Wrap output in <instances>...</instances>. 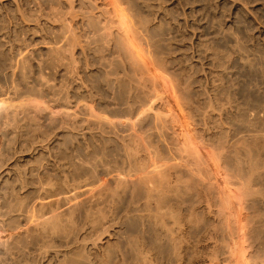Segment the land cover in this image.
<instances>
[{
	"label": "rangeland",
	"instance_id": "374dc122",
	"mask_svg": "<svg viewBox=\"0 0 264 264\" xmlns=\"http://www.w3.org/2000/svg\"><path fill=\"white\" fill-rule=\"evenodd\" d=\"M16 1V2H15ZM13 2V0H0V101H3V104L5 105H2V106H5L4 109L1 107L0 109L3 111L4 110V113L0 111V116H3L0 117L1 121H0V130L1 129H5V131L1 130L0 132V139L2 138V145L0 144V171L1 170H5L6 168L8 169H12V170H9L8 174H5L4 176L0 177V192L3 194V192L6 193V191L9 190V192H7L6 194L7 195V202L8 200H10L6 206V208H4V210H9L10 213H11V216H14L16 215V217L14 219H16V223L19 224L20 226V229L22 230V237H21V242H20V245L22 246H19V247H14L13 249H17V250H14L12 249V252L11 253H14V255H11L10 258H8V260L6 261V263H4L3 261L0 260V264H15L16 262H20L18 264H23L24 261H26L27 259V262L26 264L29 262L30 264H56V262H62L61 264H71L73 263L74 264V260L75 264H113V261H114V264H133V260L135 261L136 259H134L132 256H133V243H130L132 242L133 240V236L134 235H140L143 233V228L145 227L143 225V218L139 217L142 213H135V212H142L140 211L141 210V202L138 201V199L140 200V197L141 194L139 193V189H137V191L133 189V186L129 183H125L124 180H128L129 176H132L131 173L134 171V170H130L131 168H133V166L131 165L132 163H130L131 159L129 157V151L131 150H135V146L133 147L132 146V142L130 141V136L133 134L134 137H140V139H142V141L144 142H148L146 143L147 145L151 142H153V139H154V146L158 147L157 145L159 144V148H155L153 145H150L149 146H146L145 144V147H148L147 149L149 150V148H155V149H161L164 153H161L160 150H149L150 152L154 151V155L158 156V151H160V156L163 157L165 159L164 156H162L163 154H165L166 158L170 159L171 157V154L174 153V148L176 147V144L173 143L172 144V137H173V132H171L172 130V124L171 123H166V125L164 124L165 121L163 120V122H161L162 124H160L159 122H156V121H161L159 118L156 119V117L154 116L155 115V110L154 112L151 111L145 116V120L142 121L140 124H135L132 125L129 121L130 120H127V124L124 125L123 127L120 126V125H117L115 123H113V121L109 122L108 121H102L100 118L98 119L99 115L100 116H109V119H112V117H115V116H124V118L126 117H130L131 116V112L130 111L133 107L136 106L137 103H139V105L137 104L136 108H133V112H134V115L137 113V111L139 110V108H141L143 106V104L145 105L146 103H153L152 99H155V97L157 96V100H156V104L157 106L155 105V100H154V104H152L157 110L159 111H164L165 109V106L167 105L166 103V99H165V95L162 96L161 94H163V88L162 86L160 85L159 80H156V78L154 77V72H151L148 73L149 71L148 70H145L144 68V65H141L143 64L142 62H138L135 57L133 56V54H131L132 52H129V50L121 43V41L118 39L117 37V40H116V32L115 30L117 24H114L113 25V22L112 24L110 23L111 19H110V16L107 11L104 9L106 8L102 3L100 2H94V1H90V0H80L77 1L75 0L74 3L72 4L73 6H67L69 3L65 2V1H62V0H57L56 2L53 0H15ZM18 1V2H17ZM20 1V2H19ZM45 1V2H43ZM50 1V3H49ZM60 1V2H59ZM85 1V2H84ZM87 1V2H86ZM100 3L99 5L96 4V6L92 3ZM52 2V4H51ZM56 4H55V3ZM64 2V3H63ZM38 3V4H37ZM40 3V4H39ZM46 3V4H44ZM82 3V4H80ZM84 3L86 5H84ZM90 3V4H89ZM122 3V1H121ZM9 6H8V5ZM16 4V5H15ZM28 4V5H27ZM37 6H36V5ZM51 4V5H50ZM56 6H54V5ZM60 5L59 6V9H58V6L57 5ZM75 4V5H74ZM77 4V5H76ZM127 4V5H126ZM18 5V6H17ZM20 5V6H19ZM25 5V6H24ZM46 5V6H44ZM49 8H48V6ZM78 5H82V7L80 8ZM86 7H84V6ZM123 5V6H121ZM120 6L121 7H124V8H121V10L123 11V15L127 14V16H123V19L127 20V18L129 17L130 19H128L126 21V23L128 22V25L130 28L133 27L132 31H133V35L136 36V39L138 41V44L139 46L141 47V49L144 50L146 56L150 59V61H152L153 65L155 67H157V69L159 68L161 72H163L166 76H168V79L174 84V86L176 85H179L178 87L181 88H176L175 90H177V93L180 97H178L179 100H181V111L183 110V116L185 115L186 118L185 121L186 123H188L187 125L189 126V128L193 131V132H196V133H199L201 132V134L199 133L200 135V138H202L201 140H203L204 142L206 141L207 144H210L211 147L214 149H216L215 151L217 152L220 160L222 159V161L224 163H222L221 161V164L225 165L226 166L224 167L223 165V168L224 169V172L227 174V176L229 177H232L235 181H239L241 180L242 181V184H241V181L237 182L236 184V187L238 186H241V185H244L246 186L244 183L246 182L245 181V178L248 179L247 182H250V180H252L251 178H254V176L256 178L255 179V182H254V179L252 180L253 183H249L250 185L246 186V187H251L252 189H250V192L249 193L248 191L246 192V190H242V191H245V193H249L251 196L249 197L248 195H246V202L248 203V210L246 209V220H248L249 218V221L248 223H251L250 226L248 223H245L247 225H245V232H246V236H245V244L249 247L246 246V249L248 250V252L246 253L249 257L251 255V257L249 258L250 262H252V264H264V0H124L123 1V4H121ZM27 6V7H26ZM52 9H51V7ZM89 6V8H87ZM98 6V7H97ZM101 6V7H100ZM20 7V8H19ZM22 7V8H21ZM35 7V8H34ZM45 7V8H44ZM48 9H47V8ZM63 7V8H62ZM65 7V8H64ZM70 7L71 8V11H73L72 9H74V13L75 11H77L75 14H71L73 15H76L74 17V19L77 17V14L79 12V10L81 11L82 10V13H79V17H77V19H75V21L73 20L71 22V24H74L72 25V29L69 31V35L67 34L68 30L67 28L64 29V25H63V22L61 21V19L63 18V16H65V14H67L70 10ZM77 7V8H76ZM95 7L98 8V10L96 11ZM102 8V12H99V10L101 11ZM104 7V8H103ZM8 8V9H7ZM17 8V9H16ZM23 8H26V9H23ZM35 10H34V9ZM42 8V9H40ZM44 8V9H43ZM53 8H57L53 10ZM79 8V9H78ZM86 8V9H84ZM90 8H92V11H90ZM15 9V10H14ZM19 9V10H18ZM32 9V10H31ZM62 9V10H61ZM68 9V10H67ZM76 9V10H75ZM94 9V10H93ZM25 10V12H24ZM37 10V11H36ZM41 10V13L45 11L43 15L40 13L39 14V11ZM43 10V11H42ZM52 10V11H50ZM58 12H56V11ZM85 10H89L88 12L85 11ZM105 10V11H104ZM126 13H124L125 11ZM18 11V12H17ZM19 11L21 13H19ZM22 11H23V17L26 16L25 18H21L18 14H22ZM50 11V12H48ZM55 12V15H57L58 18H56L52 13V12ZM27 12V13H26ZM62 12V13H61ZM65 12V13H63ZM94 12V14L92 13ZM96 12V14H95ZM105 14H104V13ZM14 13V14H13ZM31 15H29V14ZM57 13V14H56ZM85 13L87 15H85ZM103 15H102V14ZM35 14H39L38 16L35 15ZM49 14L48 18H47V15ZM52 14V15H51ZM90 14V15H89ZM46 15V16H45ZM60 18H59V16ZM68 15V14H67ZM66 15V16H67ZM69 15H70V12H69ZM71 15L69 17H71ZM84 17H83V16ZM93 15V16H92ZM96 15V16H95ZM99 15V16H98ZM105 15V16H104ZM107 15V17H106ZM22 16V15H21ZM45 16V17H43ZM51 16V18H50ZM54 16V17H53ZM80 16H82L83 18H81ZM90 16H92V21H89V19H87V17L89 18ZM102 16V18L104 19H100V17ZM17 17V20L15 19ZM96 17V18H95ZM125 17V18H124ZM31 18V20H30ZM34 18V20H33ZM37 18V19H36ZM48 20H47V19ZM50 18V19H49ZM55 18V19H53ZM83 19L82 20H80ZM87 19V22L90 23V25L86 22V19ZM94 18V19H93ZM99 20H98V19ZM25 19V20H24ZM43 19V20H42ZM53 19V20H52ZM110 19V20H109ZM21 20V21H19ZM51 20V21H49ZM59 20V22H62V23H59L61 26H62V29H63V32H67V33H61L59 30H61L60 28V25H58L56 22ZM76 20L78 22H76ZM98 22H97V21ZM102 20V22H101ZM107 20V23H105ZM134 20V22H133ZM136 20V21H135ZM26 21V22H24ZM43 21V22H42ZM82 21V22H81ZM85 21V22H84ZM96 21V23H95ZM99 21L100 23L104 26L106 24L105 27L104 26H100L99 25ZM133 23H132V22ZM23 22V23H22ZM37 22V23H36ZM39 22V23H38ZM46 22V23H45ZM75 22V23H74ZM81 22V23H80ZM111 24H109V23ZM139 22H140V25H139ZM36 23V24H35ZM42 23V24H41ZM52 25H51V24ZM54 23V24H53ZM55 23H56V26H55ZM87 23V24H86ZM93 23V25H92ZM138 23V24H137ZM144 23V25L142 24ZM21 24V25H20ZM39 24V25H38ZM131 24V25H130ZM24 25V26H23ZM39 27H38V26ZM48 29H47L44 27ZM49 25V26H48ZM54 25V26H53ZM75 25H78L77 27ZM81 25V26H80ZM89 25V26H88ZM98 27H97V26ZM110 25V26H109ZM143 25V27H142ZM36 26V27H35ZM88 26V27H87ZM96 26V27H95ZM114 26V27H112ZM139 26V27H138ZM38 27V28H37ZM59 27V29L57 30V28ZM87 27V28H86ZM102 27V28H101ZM111 28V30L113 31L112 33L113 34L111 36L115 37L113 39V37L111 38V36H109L110 40L108 41H113L112 43L111 42H108V41H105L103 40L102 38L104 37V39H108V36H102V32L104 31V29L106 28ZM146 27V28H145ZM41 28V30H40ZM55 28V29H54ZM78 28V29H76ZM85 28V30H84ZM95 28V30L93 29ZM98 28V30H97ZM101 28V30H99ZM104 28V29H103ZM114 28V29H112ZM29 29V30H28ZM144 29V30H143ZM36 30V31H35ZM56 33H55V31ZM65 30V31H64ZM75 30H78L79 34H76L75 33ZM83 30V31H82ZM89 30H92L90 31L89 33ZM94 30V32H93ZM110 29H108L107 31H109ZM137 30V31H136ZM142 30V31H141ZM146 30V31H145ZM32 31V32H31ZM42 31V32H41ZM73 32L75 33V37L77 35H79V39H75L73 38V33H72V37L73 38L72 40L74 41L71 42L69 37H70V32ZM80 31H82V33H80ZM97 31V32H96ZM100 33L102 34H97L96 33ZM60 32V35H58ZM89 33V34H86ZM145 32V33H144ZM45 33V34H44ZM55 33V35H53ZM85 33V34H83ZM62 34V35H61ZM63 34H65L63 36ZM92 34L94 36H92ZM146 34V35H145ZM46 35V36H45ZM68 35V37L66 36ZM81 35H85V36H81ZM87 35H88V38H87ZM90 35V36H89ZM101 36L102 38H99L101 40H103V42H101V40H98L97 38V43H95V37L96 36ZM48 36V37H47ZM55 36V37H54ZM57 36V37H56ZM59 36H63V38L59 37ZM66 36V39L67 42H71L70 45L66 42H64V40L62 41V39H64V37ZM142 36V37H141ZM145 36V37H143ZM60 38V39H57V38ZM83 39H81V38ZM85 37V38H83ZM89 37H92V39H90ZM59 41H57L56 39ZM43 39V40H42ZM54 39L57 41H54ZM81 39V48L83 49V47L87 44V43H93V48L94 50H92L93 48H90V45L92 44H87L89 45V48L87 46V49L86 50H80L78 47L77 44L80 43ZM89 40V42L87 40ZM51 40V41H50ZM76 40H79L78 43H76ZM92 40V41H90ZM98 41L101 42V45L103 46V48L101 47L100 44H98ZM120 41V42H118ZM144 41V42H143ZM46 42V43H44ZM49 42L50 45L53 44V46L51 45V49H50V45H49ZM54 42V43H52ZM110 43V44H106V43ZM142 42V43H141ZM56 43V44H55ZM59 43V47L62 46L63 48H61L66 56L64 55H58V51H59V47L57 46V49L56 50V45H58ZM60 43H62L60 45ZM63 43H65V47L63 45ZM72 43L74 44V46H71ZM85 43V45H84ZM68 44V45H67ZM82 44H83V47H82ZM98 44V45H97ZM120 44V45H119ZM47 45H48V48H47ZM55 45V47H54ZM106 45V46H105ZM69 47L66 49V47ZM77 46V48H73V50H76V52H73L74 55H76L75 57H73L72 55H70V57L67 56V53L66 51H70V54H71V50L70 49L71 47H75ZM119 46V47H117ZM98 47L99 48H102L104 50L107 51V53L104 51L96 49ZM106 49H105V48ZM112 47V48H111ZM115 51H114V48ZM123 47V50L120 51ZM125 47V49H124ZM85 48V47H84ZM120 49V50H119ZM146 49V50H145ZM152 49V50H151ZM97 50L96 52H93ZM112 50V51H111ZM118 52H117V51ZM126 52H125V51ZM156 50V51H154ZM52 51L56 52L54 53H51ZM84 51V53H83ZM87 51H92V52H87ZM124 51V52H123ZM20 54H19V53ZM62 53V51H60ZM86 52V53H85ZM102 55V53L104 54V56L100 55L99 53ZM110 52V53H109ZM119 52L121 53V55L119 54ZM150 52V53H149ZM154 52V53H153ZM160 52V53H159ZM163 52V53H162ZM21 53H23L22 56ZM53 55H51V54ZM60 53V54H61ZM83 53V54H82ZM89 53V54H88ZM93 53V54H92ZM96 53H98V56L97 54L95 55ZM106 53V54H105ZM117 53V54H116ZM125 53V54H124ZM19 54V55H18ZM50 54V55H49ZM56 54V55H55ZM69 54V52H68ZM82 54V55H81ZM87 56H86V55ZM112 54V55H110ZM123 54V55H122ZM128 54V55H126ZM152 54V55H150ZM27 55V57L25 56ZM85 55V57H84ZM110 55V56H109ZM117 55V56H116ZM119 55V56H118ZM149 55V56H148ZM161 55V56H160ZM20 56V57H19ZM23 58H22V57ZM51 56L53 57V60H51ZM54 56L58 57V59L54 58ZM63 58H62V57ZM89 56V58H88ZM116 56V57H114ZM163 56V57H162ZM59 57L60 59L62 58V61L64 59V63L66 62V60L68 62H73L74 60L76 61V59H78L76 62L74 61L75 64H71V67H75L77 68V65H78V68L79 69H75L73 68V70H75L76 74L74 71H72L73 74H75V76L73 75V78L75 80H77V77L80 76L81 78L78 77V80L80 81H75L72 77V74L70 76L69 73H71V70L72 68L70 69H66V65H70V63H66L65 65H62L64 64L63 62L61 63L60 61V66L58 64L59 62ZM72 57L74 58V60L72 61ZM92 57V58H90ZM94 57V58H93ZM99 57V59L97 58ZM103 57V59H102ZM109 57V58H108ZM123 57V58H122ZM131 57V58H129ZM152 57V59H151ZM167 57V58H166ZM21 58V60L25 61L24 64H23V61H19ZM27 58V59H25ZM70 60H68V59ZM85 58V59H84ZM120 58H121V61H120ZM25 59V60H24ZM54 59L57 60L56 64L57 66H55V61ZM94 59V60H93ZM111 59V60H110ZM113 59V60H112ZM115 59V60H114ZM117 59V60H116ZM127 59V60H126ZM87 60V61H86ZM154 60V61H153ZM164 62H162V61ZM51 61V62H50ZM79 62V64H77ZM96 61V62H95ZM116 61V62H115ZM134 61V63H133ZM160 61V62H159ZM20 63V64H17L16 63ZM54 62V63H53ZM94 62V63H93ZM103 62V63H102ZM167 62V63H166ZM14 63V64H13ZM25 63L26 65L29 64L28 67H30V71L27 73V70L28 67L25 66ZM52 63V64H51ZM99 63V64H98ZM121 63V64H119ZM124 63V64H123ZM133 63V64H132ZM139 63V64H138ZM157 63V65H156ZM160 63V64H159ZM13 64V65H12ZM77 64V65H76ZM108 64V65H107ZM126 64V65H125ZM161 66H159V65ZM22 66L20 68V66ZM24 65V66H23ZM52 65V66H51ZM55 67H54V66ZM75 65V66H74ZM89 65V66H88ZM107 65V66H105ZM134 65V66H133ZM137 65V66H136ZM19 66V67H18ZM65 67L64 69H59L60 67ZM113 66V68H111ZM120 66V67H118ZM129 66V67H128ZM167 66V67H166ZM13 67V68H12ZM14 67H16V70L14 69ZM24 67V68H23ZM25 67H27L25 69ZM58 69H57V68ZM134 67V68H133ZM140 67V68H139ZM20 68V69H18ZM68 68V67H67ZM123 68V69H122ZM139 68V70H138ZM167 68V69H166ZM23 69V70H22ZM66 69L67 72H65L64 70ZM84 69V70H83ZM112 69V70H111ZM115 69V70H114ZM158 69V70H159ZM15 70V71H14ZM20 70L22 71H25L26 73L24 72H20ZM58 70V71H57ZM77 70V71H76ZM79 70V71H78ZM81 70V71H80ZM87 70V71H86ZM135 70V71H133ZM142 70V71H141ZM11 71L13 72L14 71V74L11 73ZM19 71V72H18ZM111 71V72H110ZM147 71V72H146ZM167 71V73H166ZM82 72V73H81ZM86 72V73H85ZM125 72V73H124ZM130 72V73H128ZM142 72V73H141ZM19 73H24L25 75L22 76L25 77L24 81L22 78V76L19 77ZM81 73V74H80ZM112 73V74H111ZM123 73V74H122ZM19 74V75H18ZM65 74H68L65 75ZM80 74V75H79ZM85 74V75H84ZM117 74V76H116ZM120 74V75H119ZM28 75V76H27ZM78 75V76H77ZM112 75V76H111ZM144 77H143V76ZM67 76V77H65ZM115 76V77H114ZM122 76V77H121ZM129 76V78L127 77ZM131 76V77H130ZM137 76V77H136ZM151 76V77H150ZM83 77V78H82ZM109 77H110V80H109ZM112 77V78H111ZM141 77V78H140ZM149 77V78H148ZM72 81H71V79ZM113 78H116V79H113ZM134 78V79H132ZM173 78V79H172ZM82 79V80H81ZM108 79V81H106ZM127 80L126 82L124 80ZM132 79V80H131ZM145 81H144V80ZM153 79V80H152ZM65 80V82H63ZM70 80V81H69ZM115 80V82H114ZM117 80V81H116ZM120 80L122 83H120ZM129 80V81H128ZM135 80V81H134ZM143 80V81H142ZM149 80V81H148ZM156 80V81H155ZM75 81V82H74ZM140 81V82H139ZM155 81V83H154ZM178 81L181 82L180 84H177L176 82ZM109 82V83H108ZM119 82V83H118ZM139 82V83H138ZM142 82V83H141ZM148 82V84L146 83ZM107 83V85H106ZM115 83V84H114ZM133 83V84H132ZM147 85H145V84ZM16 86L17 85V88L16 87H13L14 85ZM26 84V85H25ZM28 84V86H27ZM105 84V85H103ZM120 84V85H118ZM132 84V85H131ZM137 84V85H136ZM142 85V86H139V85ZM211 84V85H210ZM13 85V86H12ZM87 88L85 89L84 86ZM151 85V86H150ZM186 87H185V86ZM27 86V88H26ZM30 86V87H29ZM107 86H109L108 89ZM113 86H116L115 88H112ZM120 88H119V87ZM131 88H130V87ZM134 86V87H133ZM135 86L136 88L138 87H141V90L140 92H136V89H135ZM148 86V87H147ZM184 86V87H182ZM29 87V88H28ZM89 87V88H88ZM144 90H143V88ZM148 90H147V88ZM150 87V89H149ZM16 88V89H15ZM122 88V89H121ZM127 88V89H126ZM158 88V89H157ZM185 88V89H184ZM187 88V89H186ZM91 89V90H90ZM93 89V90H92ZM103 89V90H102ZM109 91H108V90ZM118 89V90H117ZM130 89V90H128ZM132 89V91H131ZM135 89V91L133 90ZM162 89V90H161ZM189 89V91H188ZM215 89V91H214ZM88 92H87V91ZM112 90V91H111ZM117 90V92H116ZM121 90V92H120ZM157 90V91H156ZM183 90V91H182ZM208 90V91H207ZM212 90V91H211ZM2 91H4L3 93H1ZM147 91V92H146ZM149 91V92H148ZM152 91V92H151ZM185 91V92H184ZM90 92V93H89ZM97 92V93H96ZM100 92V93H99ZM111 92V93H110ZM131 92H135L134 94L131 93ZM154 92V93H153ZM156 92V94H155ZM176 92V91H175ZM207 92V94L205 93ZM210 92V93H209ZM88 93H89V96H88ZM95 93V94H94ZM113 93H115L113 95ZM146 93V94H145ZM161 93V94H160ZM94 94L96 96V99L95 100V96L92 95ZM118 94V96H117ZM122 96V99H121V96ZM124 94V95H122ZM126 94V95H125ZM132 94V95H130ZM140 94V95H138ZM149 94V95H148ZM189 96H188V95ZM19 95V96H18ZM87 95V96H86ZM130 95V96H128ZM143 95V96H142ZM151 95V96H150ZM183 95V96H182ZM185 95V96H184ZM3 96V97H2ZM5 96V97H4ZM93 96V97H92ZM102 96V97H101ZM105 96V97H104ZM139 96V98H138ZM150 96L151 99L148 97ZM160 96V97H159ZM9 97V98H8ZM10 97L11 98V101L10 100ZM16 97L18 100L14 99ZM22 97V98H21ZM24 97V98H23ZM30 97V98H28ZM34 97V98H33ZM85 97V98H83ZM114 97V98H113ZM124 97V98H123ZM146 99H144V98ZM186 100H190L191 101H187L185 102V98ZM207 97V98H206ZM218 97V98H217ZM28 98V99H27ZM82 98V99H81ZM94 99V100H89V99ZM106 98V99H105ZM129 98L131 99V101H129ZM133 98V99H132ZM137 98L140 100L141 98V101L137 100ZM209 98V99H208ZM217 98V99H216ZM3 99H7V100H3ZM14 99V100H12ZM85 99V100H83ZM102 99V101H100ZM115 100V101H112ZM121 99V100H120ZM143 99V100H142ZM149 99V100H148ZM182 99L184 101H182ZM218 99L220 101H218ZM21 100V101H20ZM28 100V101H27ZM39 100V101H38ZM41 100V101H40ZM110 100V101H109ZM133 100V101H132ZM150 100L152 102H150ZM206 100V101H205ZM210 100V101H209ZM218 102H217V101ZM5 101V103H4ZM7 101V102H6ZM18 101V102H17ZM32 101V102H31ZM36 101V102H35ZM92 101H95V102H92ZM119 101V102H118ZM121 101V102H120ZM123 101V102H122ZM129 101V102H128ZM147 101V102H146ZM149 101V102H148ZM160 101V102H159ZM165 101V102H164ZM213 101H215L213 103ZM10 102V104H9ZM18 103V106L16 105V103ZM35 104V107L33 106L34 103ZM41 104L39 105V109L37 110H41V111H38V114L36 112V106L38 107V103ZM41 102V103H40ZM46 102V103H45ZM78 102H83V103H80V105H83V107L81 106L80 108V105L77 106V109H76V104ZM90 102V103H89ZM97 102V103H96ZM102 102V103H101ZM111 102V103H110ZM113 102V103H112ZM115 102V103H114ZM142 102V103H141ZM144 102V103H143ZM146 102V103H145ZM193 102V103H192ZM15 103V104H14ZM20 103V104H19ZM23 103V104H22ZM30 103V105H29ZM48 103V104H47ZM84 103H85V106L88 107L86 108L84 106ZM94 103V104H93ZM121 103V104H119ZM129 104V106L133 105L132 108H129V106H127ZM132 103V104H131ZM135 103V105H134ZM141 103V104H140ZM187 103V104H185ZM212 103V104H211ZM216 103V104H215ZM221 104V105H218V104ZM223 103H224V107H223ZM8 104V105H6ZM22 104V105H21ZM26 104V106H25ZM53 106H51V105ZM79 104V103H78ZM96 104V106H95ZM114 104V105H113ZM116 104V105H115ZM122 104H124L122 106ZM185 104V106H183ZM192 106H191V105ZM207 107H206V105ZM212 106V107H210ZM16 105L17 108L14 106ZM21 105V106H19ZM29 105V106H27ZM70 105H73L72 107ZM95 108H94V106ZM160 105V107H159ZM163 105V106H162ZM165 105V106H164ZM190 105V106H189ZM215 107H214V106ZM217 105V106H216ZM13 108H12V107ZM22 106L24 108H22ZM41 106V107H40ZM42 106H45L47 107L45 109V107H42ZM51 106V107H50ZM55 106V107H54ZM98 106V107H97ZM100 106V107H99ZM124 106H127V107H124ZM130 106V107H131ZM141 106V107H140ZM209 106V108H208ZM8 107V108H7ZM10 107L12 108V110H10ZM19 107V108H18ZM26 107V109H25ZM66 107V108H65ZM71 107V108H70ZM112 107V108H111ZM115 107V108H114ZM121 107V108H119ZM124 107V108H123ZM144 107H147V106H144ZM164 107V108H163ZM186 110H185V108ZM189 107V108H188ZM201 107V108H200ZM7 108V109H6ZM15 108V109H14ZM35 108V109H34ZM43 108V109H42ZM86 108V109H85ZM93 108V110L91 109ZM99 108V109H98ZM158 108V109H157ZM184 108V109H183ZM204 108V109H203ZM215 108V109H214ZM5 109H6V112H5ZM21 110V113L19 110ZM24 109V110H23ZM34 109V111L32 110ZM56 109V110H55ZM59 112H58V110ZM62 109V110H60ZM84 109V110H83ZM103 109V110H102ZM190 109V110H189ZM194 109V110H193ZM210 109V110H209ZM224 109V110H223ZM10 110V111H9ZM18 115H17V113ZM18 110V111H17ZM45 112H44V111ZM46 110H48L46 112ZM51 110V111H49ZM64 110H69L71 111L69 114H68V118H64L65 117V112ZM87 110V111H86ZM99 110V111H98ZM104 110H105V113H104ZM118 110V111H117ZM122 110V111H121ZM126 110V111H125ZM166 110V109H165ZM188 110V111H187ZM192 110V111H191ZM202 110V112H201ZM207 110V111H206ZM227 110V111H226ZM9 111V114L7 113ZM16 113V116L14 114V112ZM23 111V112H22ZM24 111H28L27 114H25L26 112ZM33 111V112H31ZM53 111H56L55 113H53ZM73 111V113H72ZM101 111V113H100ZM114 113H113V112ZM121 111V113H120ZM161 111V112H162ZM185 111H187L185 113ZM191 111V112H190ZM200 111V113H199ZM214 113H212V112ZM251 111V112H250ZM12 112L14 115H12ZM45 114H44V113ZM57 112H58V115H57ZM63 112V113H62ZM103 112V113H102ZM119 112V113H118ZM190 112V113H189ZM195 112V113H194ZM208 112V113H207ZM211 112V113H210ZM2 113V114H1ZM7 113V115H6ZM32 113V114H31ZM42 113V114H41ZM61 113V114H60ZM75 113V114H74ZM86 113V114H85ZM89 113H96L95 116L92 115V114H89ZM122 113L124 115H122ZM151 113V114H150ZM208 114V115H204V114ZM250 113V114H249ZM5 114V115H4ZM31 114V117L29 116ZM51 116H50V115ZM56 114V115H54ZM74 114V115H72ZM102 114V115H101ZM107 114V115H105ZM191 114V115H190ZM224 114V115H223ZM226 114V115H225ZM22 115V117L20 116ZM35 115V116H34ZM37 115V116H36ZM54 115V116H53ZM64 115V116H63ZM71 115V116H70ZM89 115H92V116H89ZM98 115V116H97ZM127 115V116H126ZM10 116V118H8ZM15 118L14 119V124H13V121L11 123V120L13 119L12 118ZM15 116V117H14ZM28 117V120H25V121H28L27 123H25L24 119H27ZM62 116V117H61ZM90 118H93V119H90ZM97 116V117H96ZM107 116V117H108ZM154 116V117H153ZM184 116V117H185ZM204 116V117H202ZM208 116V118H211V119H208L207 118V121L205 119V117ZM7 117V119H6ZM18 117H20V119H18ZM35 117V118H34ZM50 120H49V118ZM67 117V115H66ZM86 117V118H85ZM148 119H147V118ZM190 117V118H189ZM193 117V118H192ZM197 117V118H196ZM216 117V118H215ZM5 118V119H4ZM30 118H34V119H30ZM37 118V120H36ZM54 120H51L53 119ZM79 118V120L77 119ZM89 118V121L87 120ZM96 118V119H95ZM154 118V119H153ZM200 118V119H199ZM205 120H204V119ZM215 118V119H214ZM226 118V119H225ZM30 119V121H29ZM66 119V120H65ZM68 119V120H67ZM76 119L78 122H76ZM129 119V118H128ZM222 121H221V120ZM245 119V120H244ZM248 119V121H247ZM2 120H5V121H2ZM8 120V121H7ZM20 123H18V121ZM34 120V121H33ZM35 120L37 122H35ZM58 120V121H57ZM64 120V122H63ZM74 120V121H72ZM98 120L100 121V123L98 122ZM156 120V121H155ZM203 122H200L202 121ZM10 121V122H9ZM17 121V122H16ZM32 121V122H31ZM70 121V122H69ZM88 121V123H87ZM190 121V123H189ZM193 121V122H192ZM206 121V122H205ZM216 121V122H215ZM221 121V122H220ZM244 121V122H243ZM247 121V122H246ZM2 122V124H1ZM6 122V123H5ZM7 122H9L8 125ZM18 124H16V123ZM22 122V124H21ZM31 122V123H29ZM39 122V123H38ZM61 122V123H60ZM73 122V123H72ZM82 122V123H81ZM86 122V123H85ZM96 122V124H95ZM105 122V123H103ZM151 122V123H150ZM209 123L208 126L209 128H204L205 127H208L205 123ZM213 122V123H212ZM220 122V123H219ZM253 122V123H251ZM4 123V125H3ZM12 124V127L9 128V126ZM28 123L30 125H28ZM36 124L35 126H37L35 128V126L33 124ZM102 123V124H101ZM113 123V126L111 125ZM145 123V124H144ZM195 123V125L193 124ZM25 124V125H24ZM44 124V125H43ZM73 124V125H72ZM76 124V126H74ZM88 124V125H86ZM89 124H92V125H89ZM101 124V125H100ZM107 124V125H106ZM144 124V125H143ZM156 124H159V125H156ZM169 124V125H168ZM199 124V125H198ZM201 124V125H200ZM214 124V125H213ZM249 124H251L249 126ZM255 124H256V127H255ZM3 125V126H2ZM6 125V126H5ZM21 125H22V128H21ZM27 125V126H26ZM31 125L33 127H31ZM39 125V127H38ZM95 125V126H93ZM99 125H100V128H99ZM104 125V126H103ZM106 125V126H105ZM139 125L138 129L136 128V126ZM197 125V126H196ZM216 125V126H215ZM254 125V127H253ZM257 125H259L257 127ZM5 126V127H4ZM7 126H8V129H7ZM14 126V127H13ZM24 126V127H23ZM26 126V127H25ZM30 126V127H29ZM62 126V127H61ZM66 126V127H65ZM79 126V127H78ZM111 126V127H110ZM115 126V127H114ZM127 126V127H126ZM146 126V127H145ZM151 126V128H150ZM159 126V127H157ZM160 126H163L164 129L160 128ZM168 127L166 129V127ZM171 126V128H170ZM192 126V127H191ZM214 126V127H213ZM30 131H29V129ZM41 127V128H40ZM43 127V129H42ZM51 127V128H50ZM71 127L73 128L71 129ZM102 127V128H101ZM106 127V128H105ZM108 127V128H107ZM121 127V128H120ZM129 127V128H128ZM135 127V129H133ZM220 127V128H219ZM18 131H15L16 129ZM27 128V129H26ZM32 128V130H31ZM34 128V130H33ZM39 128V130L37 129ZM60 128V129H59ZM71 130H70V129ZM97 128V129H96ZM114 128V129H113ZM116 128V129H115ZM155 130H153V129ZM158 128V129H157ZM170 128V130H169ZM198 128V129H197ZM203 128V129H202ZM249 128V129H248ZM12 129V131H11ZM23 129V130H22ZM37 129V130H35ZM96 131H95V130ZM133 129V130H132ZM143 129V130H142ZM149 129V130H148ZM161 129V130H160ZM194 129V130H193ZM201 129V130H199ZM205 129V130H204ZM208 129V130H206ZM209 129H211V133H209ZM213 129V130H212ZM218 130V132H215V130ZM256 129V131H255ZM8 130V131H7ZM10 130V131H9ZM14 130V131H13ZM20 130L21 133H20ZM28 130V131H27ZM64 130V131H63ZM105 130V132H104ZM112 130V132H111ZM138 130V134L135 136V132ZM152 130V131H151ZM160 134H159V132ZM163 130V131H162ZM216 130V131H217ZM26 131H27V134H26ZM34 131H36V133H34ZM76 131V132H74ZM141 131V132H140ZM147 131V136H144L145 133ZM150 131V132H149ZM154 131V132H153ZM157 131V132H156ZM170 131V132H169ZM199 131V132H197ZM209 131V132H208ZM214 131V132H212ZM223 131V132H222ZM4 132V133H3ZM14 132V133H13ZM50 132V133H49ZM56 132V133H55ZM83 132V133H82ZM110 132V133H109ZM134 132V133H133ZM149 132V133H148ZM209 134H207V133ZM220 132V133H219ZM2 133L4 135H2ZM6 133V135H5ZM11 133V134H10ZM23 133V134H22ZM25 133V135H24ZM29 133H34V135L30 134ZM38 133V134H37ZM46 133V134H45ZM78 133V134H77ZM114 133V134H113ZM132 133V134H130ZM143 133V134H141ZM151 133V134H150ZM164 133V135H163ZM170 133V134H169ZM203 133V134H202ZM216 133H218V137L222 140L223 142V139H224V144H221L222 143L220 141V139L217 137ZM237 133V134H236ZM256 133V134H255ZM16 134V135H15ZM21 134V135H20ZM36 134V135H35ZM98 134V135H97ZM120 134V136L118 135ZM124 134V135H123ZM167 134V135H166ZM214 134L216 135V137H214ZM221 134V135H220ZM12 135L14 137H12ZM24 135V136H23ZM29 135V136H28ZM141 135V136H140ZM149 135L150 136H154L153 138L150 137L149 138ZM169 135V136H168ZM206 135V136H205ZM210 136V138L208 136ZM227 135V137L225 136ZM3 136V137H2ZM19 136L20 139L22 138L23 140H20L19 138L17 137ZM22 136V137H21ZM51 136V137H49ZM68 136V137H67ZM75 136V137H74ZM100 136V137H99ZM131 136V140L134 139V137ZM160 136V137H158ZM162 136V137H161ZM203 136V137H202ZM230 136V137H229ZM10 137V138H9ZM25 137V138H24ZM29 137V139H27ZM35 137V138H34ZM42 137V138H41ZM78 137V138H77ZM125 137V139H124ZM133 137V138H132ZM145 137V138H144ZM163 137L165 138L166 137V140L164 139L163 140ZM204 137H205V140H204ZM213 137V138H211ZM6 138V139H5ZM14 138V140L12 139ZM53 138V139H52ZM94 138V139H93ZM105 138V139H104ZM129 138V139H128ZM216 138V139H215ZM226 138V139H225ZM16 139V140H15ZM18 139V140H17ZM31 139V140H30ZM83 139V140H82ZM117 139V140H116ZM128 139V140H127ZM144 139V140H143ZM151 139V140H150ZM211 141H210V140ZM212 139L215 140L212 142ZM218 139H219V143L217 144L218 142ZM228 139V140H227ZM238 139V140H237ZM7 140H9V142H7ZM67 140V141H66ZM126 140V142H125ZM150 140V141H149ZM170 140V141H168ZM208 140L210 141V143L208 142ZM217 140V141H216ZM230 140V141H229ZM234 140V141H233ZM246 142H245V141ZM1 141V140H0ZM4 141V142H3ZM11 141V142H10ZM15 141V142H14ZM20 141V142H18ZM23 141L24 144H23ZM45 141V142H44ZM110 141V142H109ZM124 141V143H126V145L122 142ZM229 141V143H228ZM239 141V142H238ZM240 141L242 142V144L240 143ZM56 142V144H55ZM58 142V143H57ZM97 142V143H96ZM109 142V143H108ZM131 142V143H130ZM158 142V144H157ZM172 144H169V143ZM238 142V143H237ZM247 143L246 145H249L248 146H252L251 147V150H252V153H251V150L250 147L246 146V145H243L244 143ZM252 142V143H251ZM254 142V143H253ZM8 143V144H6ZM12 144V143H15L13 145H9V144ZM22 143V144H21ZM45 143V144H44ZM49 143V144H48ZM69 143V144H68ZM86 143V144H85ZM123 143V144H122ZM128 143L131 144L129 146H132V148L130 147L128 149ZM161 143V144H160ZM165 143V144H163ZM213 143V144H212ZM18 144V145H17ZM36 144V145H35ZM45 146H44V145ZM59 144V145H58ZM64 144V145H63ZM71 144V145H70ZM108 144V145H106ZM115 144V145H114ZM134 144V142H133ZM153 144V143H152ZM156 144V145H155ZM175 144V145H174ZM219 145V149H218V146L216 147L215 145ZM229 144V147H230V144L232 145L231 146V149L228 147ZM9 145V146H7ZM19 145L21 147H19ZM28 145V146H26ZM35 145V146H34ZM57 145H58V148H57ZM63 145V146H62ZM67 145V146H66ZM93 145V147H92ZM123 145V146H122ZM163 145V146H162ZM170 145V146H169ZM174 145V146H173ZM213 145L215 147H213ZM224 145V146H223ZM227 145V146H226ZM234 145V147H233ZM242 146V148H240ZM14 146V147H13ZM65 146V147H64ZM72 146V148H71ZM86 146V147H85ZM109 146V147H108ZM126 146V147H124ZM128 146V147H127ZM166 148H165V147ZM245 146V147H244ZM3 147V148H2ZM33 147V148H32ZM36 147V148H35ZM38 147V148H37ZM54 147V148H52ZM89 147V148H88ZM122 147V148H121ZM172 147V149H171ZM224 150H223V148ZM227 147V150L226 148ZM238 147V149H237ZM244 147V148H243ZM255 149H254V148ZM12 148V149H11ZM31 148V149H30ZM42 148V149H41ZM47 148V149H46ZM94 148V149H93ZM121 148V149H120ZM127 148V149H126ZM144 148V147H143ZM229 148V149H228ZM249 152H248V150ZM4 149V151H3ZM14 149V150H13ZM50 149V150H49ZM63 149V150H62ZM79 149V150H78ZM103 149V150H102ZM123 149H126L125 152L123 151ZM167 151H166V150ZM234 149V150H233ZM236 149V150H235ZM244 150L243 152L241 151ZM12 150V151H11ZM20 150V151H19ZM23 150V151H22ZM34 150V151H33ZM45 150V152H44ZM56 150V152H55ZM86 150V151H85ZM100 150V151H99ZM105 150V151H104ZM120 150L123 152H120ZM226 150V151H225ZM228 150H231L229 151L230 153H228L227 151ZM10 151H11V154H10ZM15 151V152H14ZM65 151V152H64ZM90 151V152H89ZM103 153H102V152ZM130 151V152H131ZM156 151V152H155ZM220 151H223V154L220 153ZM240 151V152H239ZM246 151V152H245ZM27 152V153H26ZM76 152V153H75ZM85 152V153H84ZM88 152V154H87ZM172 152V153H171ZM225 152V153H224ZM228 154H227V153ZM233 152V154H232ZM245 152V153H244ZM248 152V153H247ZM16 153V154H15ZM18 153V155H17ZM22 153V154H21ZM44 153V154H43ZM58 153V155H57ZM90 153V154H89ZM95 153L97 154L95 157ZM127 156H126V154ZM157 153V154H155ZM167 153V154H166ZM219 153L221 155H219ZM254 153V154H253ZM30 154V155H29ZM49 154V155H48ZM61 154V155H59ZM120 154V155H119ZM125 154V155H124ZM169 154V155H168ZM233 157H232V155ZM235 154L238 156V157H235ZM252 155V158L250 155ZM256 154V155H255ZM2 155V156H1ZM5 155V157H4ZM7 155H11L9 157H7ZM40 155V156H39ZM47 155V157H46ZM89 155V156H88ZM90 155H92V157H90ZM103 157H102V156ZM105 155V156H104ZM223 155V157H222ZM227 155V156H226ZM246 156L243 157V156ZM14 156V157H13ZM56 156V158H55ZM123 156L124 159H126L127 161L129 162H125L124 159H123ZM226 156V158L224 157ZM248 156V157H247ZM7 157V158H6ZM22 157V158H21ZM54 157V158H53ZM72 157V158H71ZM76 157V158H75ZM88 157H90V159H97L96 161L98 162L99 160V164H95V160H90ZM97 157V158H96ZM101 157V158H100ZM254 157V158H253ZM5 158V159H4ZM14 158V159H13ZM18 160L16 161L15 160ZM20 158V160H19ZM29 158V160H28ZM70 158V159H68ZM88 158V159H86ZM104 158V159H103ZM130 160H129V159ZM224 158V159H223ZM231 160H230V159ZM239 158V159H237ZM240 158H242V162H238V160H240ZM249 158V159H248ZM10 159V160H9ZM12 159V160H11ZM22 159V160H21ZM31 159V160H30ZM40 159V160H39ZM75 159V160H74ZM235 159V160H234ZM246 159V160H245ZM258 161V163L255 161ZM28 160V161H27ZM44 160V161H43ZM86 160H89V161H86ZM119 160V162H118ZM233 160V161H232ZM253 160V161H252ZM3 161V162H2ZM12 161V163H11ZM31 161V162H29ZM34 161V162H33ZM47 161V162H46ZM64 161V162H63ZM81 163H80V162ZM84 161L86 162V165L84 163ZM92 161V162H90ZM228 161V162H227ZM232 161V162H231ZM237 161V163H235ZM246 161V162H244ZM20 162V163H19ZM45 162V163H44ZM50 162V163H49ZM83 162V163H82ZM106 162V163H105ZM227 162V163H226ZM244 162V164H243ZM250 162V165L251 167L249 166V163ZM7 163V164H6ZM10 163V164H9ZM17 163V165H16ZM24 163H26L24 165ZM28 163V164H27ZM36 163V164H35ZM47 163V166L44 165ZM58 163V165H57ZM80 163V165H79ZM92 163V164H90ZM104 163V164H103ZM125 163V164H124ZM127 163V164H126ZM230 163V164H229ZM242 163L243 165V168L245 167L246 169H243L245 172L243 173L241 171L242 169ZM32 164V165H30ZM51 164V165H50ZM81 164H84L83 166L85 167H82L81 169ZM93 168H95L94 170L92 169V166ZM94 164H95V167H94ZM102 164V165H100ZM107 164V165H105ZM111 164V165H110ZM131 166H130V165ZM235 164V165H234ZM240 166L238 167L237 165ZM259 164V165H257ZM7 165V166H5ZM10 165V166H9ZM34 165V166H33ZM37 165V166H35ZM50 165V167H49ZM53 165V166H52ZM76 165V166H75ZM124 165H126L124 167ZM233 165V166H232ZM3 168H2V167ZM30 166V167H29ZM45 166V167H44ZM77 166H79L77 168ZM87 166L90 168H87ZM97 166L100 168L99 170H97ZM103 166H106V167H103ZM130 166V168H129ZM229 166V167H228ZM232 166V167H231ZM253 166V170L251 169ZM11 167H14V168H11ZM18 167V168H17ZM22 167V169H21ZM26 167V168H24ZM32 167V168H31ZM36 167V168H34ZM41 167V170H39ZM49 167V169H48ZM54 167V168H53ZM76 167V168H75ZM249 167V168H247ZM17 168V169H16ZM30 170H29V169ZM34 168V169H33ZM59 168V169H58ZM84 168V169H83ZM106 170H104V169ZM108 168V169H107ZM111 168V170H109ZM122 169V171H125V174L122 172H119L121 170L119 169ZM130 170H128V169ZM226 168L228 169L226 171ZM231 168V169H230ZM240 168L239 169V172L238 170L236 169ZM15 169V170H13ZM23 169H26V171H23ZM45 169L46 172L44 171ZM73 169H74V172H73ZM80 169V170H79ZM86 169V170H85ZM88 169V170H87ZM234 169V170H233ZM248 169V170H247ZM17 170H19L17 172ZM21 170V171H20ZM31 170L32 172L35 171V173H31ZM55 172H54V171ZM64 172H63V171ZM85 170V171H84ZM94 172H93V171ZM96 170L99 171L96 173ZM112 170H116L112 172ZM118 170V171H117ZM252 170V171H251ZM255 170V171H254ZM14 171V172H13ZM39 171V172H38ZM50 172V174L52 175L51 179H50V174L48 172ZM53 171V172H52ZM58 171V172H56ZM89 171V172H87ZM90 171H92L93 175H90V177H93L95 175V177L93 178H89V173ZM109 171V172H108ZM111 171V174H113L112 176L109 175ZM131 172L129 174V172ZM235 171V172H234ZM241 171V173H240ZM45 172V173H43ZM72 172V173H71ZM77 172V173H76ZM87 172V173H86ZM108 175H107V173ZM115 172V173H114ZM117 172H119V175L116 174ZM129 174V176H127V174ZM135 172V171H134ZM133 172V173H134ZM231 174H229V173ZM237 172V173H236ZM250 172V173H249ZM254 174H253V173ZM19 173V174H18ZM22 173V175H21ZM26 173V174H25ZM29 173V174H28ZM37 173V175H36ZM39 173V175H38ZM42 173V174H41ZM53 173H56L55 175H53ZM59 173V174H58ZM61 173H62V176H61ZM95 173V174H94ZM132 173V174H133ZM239 173H240V177H239ZM243 173V174H242ZM257 173V174H256ZM261 173V175L259 174ZM34 174V175H33ZM44 174V175H43ZM76 174V175H75ZM79 174V175H78ZM97 174V175H96ZM238 174V175H237ZM246 174H248V176L250 174H253L252 176L248 177ZM36 175V176H35ZM41 175H42V178L44 176L43 179L41 178ZM59 175V176H58ZM65 175V176H64ZM69 175V176H68ZM107 175V176H106ZM117 175V176H116ZM123 175H126L124 177H126L125 179L122 178ZM237 175V176H236ZM245 175V178L241 177ZM258 175V176H257ZM23 176V177H21ZM26 176V178H25ZM28 176V177H27ZM31 176V177H30ZM34 176V177H33ZM39 176V179L38 180H35L34 182H32L34 179H37ZM48 176V177H47ZM54 176V177H53ZM67 176V177H66ZM73 176V177H72ZM80 176V177H79ZM82 176V177H81ZM102 176V177H101ZM115 176V178H114ZM118 176L119 179H116ZM236 176V177H235ZM20 177V178H19ZM60 177V178H59ZM66 177V178H65ZM239 179V180H236L235 178ZM9 178V179H8ZM24 178L22 181L21 179ZM47 178V179H45ZM56 178V180L54 179ZM68 178V179H67ZM85 182H84V180ZM92 179V180H89V179ZM94 178L95 180L97 179V181L95 182L94 181ZM102 178V179H101ZM104 178H107L109 180H105L104 181ZM114 178V179H113ZM122 178V180L120 179ZM243 178V179H241ZM19 179V180H18ZM26 179V180H25ZM48 179L50 181H48ZM99 179V181H98ZM250 179V180H249ZM261 179V180H260ZM55 182H54V181ZM64 180V181H63ZM69 180V181H68ZM72 180V181H71ZM75 180V182H74ZM81 180V181H80ZM87 180V182H86ZM105 182L104 184H108V187H115L113 188L114 191L115 190H119L118 188V183L116 182H121L119 183V186L122 185V181H123V184L124 186L122 185V187L125 188V190L122 188V190H117L118 193H120V195L118 193H116V191L114 192H110L112 194H109V192H106L107 190V185H106V190L104 191L102 189V187L105 189V185L102 184L101 182ZM103 180V181H102ZM117 180V181H116ZM120 180V181H118ZM25 181L26 185H23ZM38 181V182H37ZM42 181V182H41ZM48 182H51V185L50 183H47ZM53 181V182H52ZM57 181V182H56ZM59 181V182H58ZM66 181V182H65ZM79 184V186H77V183ZM80 181V182H79ZM97 183V184H94L93 183ZM109 183H108V182ZM258 183H257V182ZM11 182V183H10ZM15 182H17L15 184ZM19 182V183H18ZM23 182V184L21 183ZM99 182V183H98ZM260 182V183H259ZM29 183V184H28ZM39 183L38 185H34V184H37ZM42 183V184H41ZM57 183V184H56ZM64 183V184H63ZM67 183V184H66ZM74 185H73V184ZM76 183V185H75ZM80 183H81V186H80ZM101 183V184H100ZM258 185H257V184ZM262 183V184H261ZM9 184V185H8ZM44 184V186H43ZM50 187H49V185ZM61 186H60V185ZM99 184L101 186L100 190L97 189V187H99ZM110 184V185H109ZM115 184V185H114ZM116 184H117V187H116ZM241 184V185H240ZM248 184V183H247ZM255 184L258 186V187H252L253 185L255 186ZM261 184V185H260ZM14 185V186H13ZM27 185L31 186L26 188ZM48 185V186H46ZM60 187H58V186ZM64 185V186H63ZM112 185V186H111ZM129 185V188L127 187ZM252 185V186H251ZM2 186V187H1ZM9 186V187H8ZM13 186V187H12ZM25 186V187H23ZM52 186V187H51ZM55 186V187H53ZM70 186V187H69ZM75 186V188H73ZM84 188V191H83V188ZM90 186V187H89ZM93 186V187H92ZM96 186V187H94ZM127 188H126V187ZM131 186V188H130ZM8 187V188H7ZM23 187V188H22ZM39 187H40V190H39ZM45 187V188H44ZM78 187V189H77ZM80 187V188H79ZM87 190H86V188ZM242 188L243 189H247V188ZM261 187V188H260ZM263 187V188H262ZM6 188V189H5ZM23 189V191L21 192L20 189ZM25 188V189H24ZM44 188V189H43ZM50 188V189H47ZM52 188V190H51ZM55 188L58 189L59 192H57L56 194V191L57 189L55 190ZM66 188V189H65ZM88 188H92V190L88 189ZM108 188V190H109ZM111 188V189H112ZM241 188V187H240ZM259 188V189H257ZM4 189V190H3ZM46 190V191H49L48 192V195H47V192L45 193L44 191H41V190ZM61 189H63V191H60ZM75 189V191H73ZM98 191H97V190ZM102 189V190H101ZM133 189V190H132ZM27 190V191H25ZM55 190V191H54ZM66 190V192L64 191ZM70 190V191H69ZM77 190V192H76ZM96 190V192L94 191ZM107 190V191H108ZM132 190V191H131ZM263 190V191H262ZM90 191V193H93V191L95 192V194L93 193L90 194L87 192ZM101 191V192H99ZM102 191L103 194H106L108 195V197L106 198V196L104 195V199L103 201L101 202V198H103V194H102ZM112 191V190H110ZM133 191L135 193H133ZM141 191V190H140ZM253 191H255L253 193ZM257 191V192H256ZM259 191V192H258ZM19 192V193H18ZM25 192V193H24ZM33 194H32V193ZM37 192V193H36ZM39 192V193H38ZM46 195H44L43 193ZM51 192V193H50ZM53 192V193H52ZM63 192V193H62ZM69 192V194H68ZM86 192V193H85ZM106 192V193H105ZM124 192V193H123ZM126 192V193H125ZM262 192V193H260ZM11 193V194H10ZM14 193V194H12ZM17 193V194H15ZM29 193H31L29 195ZM66 193L68 195H66ZM71 193V194H70ZM80 193V194H79ZM100 193V194H99ZM113 193L115 194V199L116 200H113L114 199V196ZM137 195V198H136V195L134 196L133 194ZM244 193V192H243ZM259 193V195H257ZM24 198L23 197V195ZM36 194V195H35ZM53 194V195H52ZM58 195V197L56 195ZM61 194V195H60ZM64 194V195H63ZM75 194H78V195H75ZM86 194V195H85ZM102 196H98V195ZM131 194V195H130ZM12 195V196H11ZM21 195V197H19ZM27 195V196H26ZM29 195V196H28ZM35 197H32L34 196ZM41 195V196H40ZM66 195V197H65ZM118 195L121 196L118 198ZM134 197H133V196ZM257 195V196H256ZM11 196V198H10ZM16 196V197H15ZM18 196V197H17ZM39 196V197H37ZM45 197V198H42ZM56 196V198H55ZM61 196V197H60ZM69 196V198H67ZM87 196V197H86ZM95 196H97V198H94ZM117 196V198H116ZM248 196V197H247ZM13 197V198H12ZM37 197V199H36ZM52 199H50V198ZM53 197L55 200H53ZM71 197V198H70ZM78 197V198H77ZM90 197V198H89ZM112 197V198H111ZM139 197V198H138ZM252 197V198H251ZM257 199H256V198ZM10 198V199H9ZM15 198H17L15 200ZM23 198V199H22ZM50 199V202H49V199ZM61 198V200H60ZM94 200H93V199ZM111 198V199H109ZM136 198V199H135ZM26 199V202H24ZM31 199V200H30ZM40 199V202L42 200H45L46 202L42 201L41 204L39 202ZM42 199V200H41ZM57 199V200H56ZM71 199V200H70ZM79 199H81L79 201ZM98 199V201H97ZM101 199V200H100ZM105 199H106V202H105ZM135 199V200H134ZM261 199V200H260ZM18 200H21L23 201L24 205L22 204V207H19V204L20 201ZM34 200V201H33ZM38 200V201H37ZM64 200V201H63ZM68 200V201H67ZM84 200H89V201H84ZM131 200V201H129ZM254 200V201H253ZM37 201V202H36ZM52 201V202H51ZM67 201V202H66ZM110 203H108V202ZM115 203H114V202ZM133 201V202H132ZM12 202V203H10ZM30 202V203H28ZM35 203L33 205V203ZM44 202V204H43ZM54 202V203H53ZM59 202V203H57ZM82 202V203H81ZM92 202V203H90ZM97 202V203H96ZM118 202V204H117ZM131 202V203H130ZM134 202L135 204H139L140 206H137V205H134ZM138 202V203H137ZM253 202V204H252ZM26 203V204H25ZM47 206H46V204ZM67 203L68 206H67ZM71 203V204H70ZM77 203V204H76ZM95 203V205H94ZM100 203V204H99ZM113 203V205H112ZM14 209L12 210L11 207ZM15 204V205H14ZM54 204V205H53ZM61 205L59 207V205ZM116 204V205H115ZM31 205V207H30ZM43 206L41 208H39L40 206ZM59 207L57 210L55 209V207ZM83 205V206H82ZM94 205V206H93ZM102 205H104V209H101L99 207H101ZM16 208H15V207ZM25 206V207H24ZM34 206V207H32ZM37 206V207H35ZM75 206V207H74ZM78 206V208H77ZM81 206V207H80ZM94 208H93V207ZM107 206V207H106ZM109 206V207H108ZM251 206V207H250ZM7 207L9 209H7ZM117 209H116V208ZM119 207V208H118ZM136 207V208H135ZM255 207V208H254ZM259 207V208H258ZM34 208V209H33ZM38 208V209H37ZM52 208V210H51ZM54 208V209H53ZM63 208V209H62ZM68 208H71L69 209L70 211L72 210V212L68 211ZM85 208V209H84ZM100 210H99V209ZM106 208V209H105ZM139 208V210H138ZM21 211H20V210ZM43 209V210H41ZM62 209V210H61ZM90 209V210H88ZM94 209H96V213H94ZM132 209V210H131ZM31 210V213L29 215L30 219H33L37 214H39V217L40 219V224L37 228H34L35 224H37V222H35L36 220L34 219L33 221L31 220V223L29 222L30 219H28V222H24L26 220V218H29L27 216V213H29ZM34 210V211H33ZM37 212H36V211ZM39 210L41 212V214L39 213ZM49 210V211H47ZM54 211V214L52 213ZM59 210V211H58ZM77 210V211H76ZM99 210V211H98ZM103 210V213L104 212H108L107 214H103L104 216L106 215L107 217H104V216H101ZM113 210V211H112ZM127 210V211H126ZM133 210L135 212H133ZM249 210L251 212H249ZM254 210V211H253ZM13 211V212H12ZM19 211V212H18ZM26 211V212H25ZM29 211V212H27ZM89 211V212H88ZM90 211H92V213H90ZM94 211V212H93ZM123 211V212H122ZM126 211V213H124ZM186 213H187V217H190L192 216V219L194 221H190V220H186L189 224H192L190 226H196L199 225V226H202L203 223H204V216L202 215V213H199L200 216H198L197 214H188L187 210L185 209ZM185 211H184V214H185ZM15 212V213H14ZM18 212V213H17ZM22 212V213H20ZM25 212V213H24ZM36 213L35 216L33 217V213ZM43 212H45L43 214ZM50 212V214H49ZM57 212V213H56ZM60 212V213H59ZM64 212V213H62ZM70 212V214H69ZM87 212L89 213V215H87ZM111 212V213H110ZM47 213V214H46ZM73 216V219L71 218L72 216L69 217V215ZM80 213V214H79ZM116 213V214H114ZM132 213V214H131ZM47 216H46V215ZM49 214V215H48ZM58 215V217H60L59 220L58 217L55 218L57 220V224L59 227H57L56 225V220L53 218V217H56ZM64 214V215H63ZM69 214V215H67ZM96 215L95 218L92 217V215ZM111 214V215H110ZM130 214V215H129ZM136 214L137 216L135 217ZM139 214V215H138ZM44 218L45 216V219L46 220H43L45 222H48L46 223L47 226H44L43 225V221L41 223V219L42 217ZM45 215V216H43ZM51 215H54V216H51ZM56 215V216H55ZM127 215V216H126ZM129 215V216H128ZM248 215V216H247ZM21 216V218H20ZM25 216V217H24ZM27 216V217H26ZM31 216L33 218H31ZM50 216L52 217V220L51 221H55L51 222V224L49 223L48 219L47 218H50ZM67 218H66V217ZM80 216V217H79ZM87 216L89 219H87ZM112 216V217H110ZM114 216L116 218H114ZM135 218H134V217ZM195 216V218H194ZM199 217V221L197 217ZM251 216V217H250ZM7 217V216H6ZM25 218L24 219H22ZM65 217V219H64ZM97 217V219H96ZM101 219H100V218ZM126 217V218H125ZM130 217V218H129ZM133 219H132V218ZM37 218H38V215H37ZM71 218V219H69ZM81 218V219H80ZM100 220H99V219ZM103 218L105 220H103ZM106 218H109L106 220ZM139 218V219H137ZM20 219V220H19ZM93 219V220H92ZM95 219V220H94ZM129 219V220H128ZM137 219V220H136ZM201 219V220H200ZM20 222H19V221ZM24 220V221H23ZM68 220V221H67ZM76 220V221H75ZM109 220V221H108ZM128 222H127V221ZM196 220V222H195ZM60 221V222H58ZM90 221V224L88 223ZM100 221V222H99ZM102 221V222H101ZM104 221V222H103ZM112 223H111V222ZM118 223H117V222ZM139 221V223H141V225H138V233L137 232H134L133 233V223ZM203 221V222H202ZM39 222V221H38ZM64 222V223H63ZM69 222V223H68ZM79 222V223H78ZM99 222V223H98ZM106 222V223H105ZM130 222V223H129ZM132 222V223H131ZM191 222V223H190ZM199 222V223H198ZM247 222V221H245ZM21 223V224H20ZM23 223V224H22ZM34 224L33 226L30 225V224ZM60 223V224H59ZM62 223V224H61ZM74 223V225H73ZM77 223V225H76ZM86 223V225H85ZM93 223V224H92ZM94 223H97V224H94ZM103 223V225H102ZM107 223H111L112 225L109 226V224L107 225ZM128 223V224H127ZM196 223V224H195ZM202 223V224H201ZM27 224H29V228H27V226H25ZM45 224V223H44ZM64 224L66 225V227H63ZM70 224V225H69ZM132 224V225H131ZM195 224V225H194ZM43 225V226H42ZM52 226L57 227V230L56 229H53ZM76 225V226H75ZM84 225L86 227H84ZM89 225V226H88ZM94 225L96 228H94ZM99 228H97V226ZM130 225V226H129ZM219 225V224H218ZM254 225V226H253ZM24 226L26 227L25 229L28 231V234H27V231L24 229ZM49 226V227H48ZM105 226V227H104ZM144 226V227H143ZM41 227V228H40ZM48 228V230L45 231L46 228ZM55 227V228H56ZM74 227V228H73ZM76 227V228H75ZM102 227V228H101ZM109 229V231H106L105 229ZM110 227V228H109ZM127 227V228H126ZM220 226H218L219 228ZM249 227H251L250 229H248ZM23 228V229H22ZM43 228V229H42ZM50 228V229H49ZM61 230H59V229ZM65 228V229H64ZM67 228V230H66ZM69 228V229H68ZM79 228V229H77ZM95 229V230H92V229ZM105 228V229H103ZM116 228V229H115ZM132 228V229H131ZM193 228V227H192ZM254 228V229H252ZM36 229V230H35ZM40 231H38V230ZM42 229V230H41ZM53 229V232L52 230ZM97 229V230H96ZM107 229V230H108ZM24 230V231H23ZM34 230V231H33ZM69 230V231H68ZM73 230V231H72ZM77 230V231H76ZM89 230V231H88ZM103 230L105 232H103ZM122 232H121V231ZM126 230V232H125ZM140 230V231H139ZM250 231L249 233L247 232ZM32 231V233H31ZM36 231L41 232V233H37ZM51 231V232H49ZM61 231V233L59 232V234L57 232ZM65 231V232H64ZM68 231V232H67ZM76 231V232H75ZM87 231V232H86ZM97 231V232H96ZM115 231L117 233H115ZM124 231V232H123ZM217 232L220 231V233H216V237L214 238L216 241L219 240V242H216L214 239V243L217 245H219L217 247H215V257H209L210 256V253L209 250L211 249H207L206 251H204V253H202L201 257L203 258H200V259H195L192 257V255H186L183 262L181 261L180 264H199V263H202L204 260V262L202 264H205V262L209 261V258H212L210 259V263H207V264H215V262L217 261L218 264H224V263H227V264H230L227 260H225V255L226 254L225 252V247L222 246V244L220 243H224V237H223V234L221 233V229H218L216 230ZM215 231V232H216ZM30 232V233H29ZM34 232V234H33ZM45 233V235H43V233ZM66 234H64V233ZM67 232V233H66ZM71 232V233H69ZM85 232V233H84ZM95 232V233H94ZM105 235H103V233ZM108 232V233H107ZM110 232V234H109ZM35 233L37 235H35ZM49 233V235L47 234ZM102 233V239L101 236L100 238H98L97 236H99V234ZM114 233V234H112ZM126 233V234H125ZM128 233V234H127ZM131 233V234H130ZM30 234V238L28 237ZM51 234V235H50ZM61 234V235H60ZM67 234L71 237H68ZM83 234V235H82ZM98 234V235H97ZM34 235V237H33ZM41 235V236H40ZM42 235L43 237L45 238H42ZM47 235V236H46ZM63 235V236H62ZM78 235V236H77ZM85 235V237H84ZM101 235V234H100ZM124 235V236H123ZM27 238H26V237ZM40 236V238H39ZM96 236L97 239H100V240H97L96 238H94ZM111 236V237H110ZM114 236V237H113ZM121 236V237H119ZM164 236V235H162ZM32 237V238H31ZM47 237V239H46ZM60 237V238H59ZM65 237V238H64ZM119 237V238H118ZM248 237V238H247ZM23 238V239H22ZM67 238H70L68 239V241L66 240ZM94 238V239H93ZM128 242H127V240ZM162 238L165 240V242L162 240ZM161 240H160V249H164V247H167L168 245V236L166 235V239H165V236L162 237ZM218 238V239H217ZM223 238V239H222ZM26 239V240H25ZM30 239V240H29ZM53 239V241H52ZM84 239V240H83ZM89 239H92V240H89ZM122 239V240H121ZM24 242H23V241ZM35 240V242H34ZM38 240V241H37ZM45 242H44V241ZM46 240L49 242H46ZM75 240V241H74ZM97 240V241H95ZM109 240V241H108ZM111 240V241H110ZM125 240V241H124ZM259 240V241H258ZM28 241L30 242L28 244ZM31 241H32V245H31ZM56 241V242H55ZM64 241V242H63ZM74 241V242H73ZM83 242V243H80V242ZM88 241V242H87ZM90 241V242H89ZM116 241V242H115ZM163 241V242H161ZM212 241V240H210ZM44 242V243H42ZM78 242V243H77ZM126 242V244H125ZM47 243V244H46ZM77 243V247H76V244ZM108 243V244H107ZM113 243V244H112ZM124 243V244H123ZM42 244V245H41ZM46 244V246H45ZM50 244V245H48ZM53 244V245H52ZM67 244V245H66ZM102 244V245H101ZM111 244V245H110ZM118 244V245H117ZM128 244V246H127ZM132 244V245H131ZM162 244H164V247L162 246ZM167 244V245H166ZM170 244V243H169ZM225 244V243H224ZM223 244V245H224ZM24 245V246H23ZM66 245V246H65ZM98 245V246H97ZM106 245V246H105ZM113 245V246H112ZM117 245V246H116ZM166 245V246H165ZM28 246V247H27ZM40 246V248H39ZM48 246V247H47ZM53 246V247H52ZM57 246V247H56ZM62 246V247H60ZM69 246V247H68ZM72 246V247H71ZM79 246V247H78ZM85 246V247H84ZM100 246V247H99ZM102 246V247H101ZM162 246V247H161ZM170 245H168L169 247ZM222 246V247H220ZM251 246V247H250ZM257 246V247H256ZM260 246V247H259ZM31 247V248H30ZM42 247H43V250H42ZM46 248V252L44 251ZM59 247V249H58ZM111 247V248H109ZM130 247V248H129ZM220 247V248H219ZM224 247V248H223ZM21 250H19V249ZM51 248V249H50ZM53 248V249H52ZM57 248V250H56ZM63 250H61V249ZM66 250H65V249ZM75 248H77L76 251ZM80 251H79V249ZM84 248V249H83ZM94 248V249H93ZM96 248V249H95ZM112 248H114L112 250ZM222 248V249H221ZM261 248V249H260ZM34 249V250H33ZM74 249V250H73ZM252 249V250H251ZM29 252H25V251H28ZM36 250V252H35ZM52 250V251H51ZM61 250V251H60ZM69 250V251H68ZM89 250V251H88ZM246 250V251H247ZM250 250V252H249ZM17 251H20V252H17ZM32 251V252H31ZM48 251V252H47ZM50 251V252H49ZM74 251V252H73ZM105 251V252H104ZM109 252V254L107 252ZM118 251V252H117ZM224 251V252H223ZM17 252V255L15 254ZM45 252V253H44ZM68 252H72V255L70 256V254ZM77 252V254H76ZM97 252V253H96ZM101 252V253H99ZM128 252V253H127ZM169 252V250H168ZM256 252V254H255ZM28 253V254H26ZM35 253V255L33 254ZM38 253V254H37ZM41 253V254H40ZM48 253V254H47ZM51 253V254H50ZM75 253V254H74ZM82 253H86L88 255V259H87V255L83 254L84 258L83 257H80L79 254H81L82 256ZM93 253V254H92ZM119 253V254H118ZM130 253V254H129ZM164 253V254H163ZM207 253V254H206ZM224 253V254H223ZM24 254V255H22ZM45 254V255H43ZM56 254V255H55ZM99 254V256H98ZM106 254H108L109 256H107ZM163 256H162V255ZM261 254V256L259 255ZM16 255V256H15ZM20 257H19V256ZM27 255V256H25ZM32 255L34 256L32 258ZM67 257H65V256ZM75 255V257H77L76 255H78V257L82 258L80 260H76L75 257L73 256ZM114 255V256H113ZM165 255V256H164ZM209 255V256H208ZM213 254H211V256H214ZM217 255H219L217 257ZM258 255V256H257ZM14 256L17 260V261H14ZM22 256V258H21ZM45 256V257H44ZM51 256V257H50ZM63 256V257H62ZM72 256H73V260H72ZM94 256V257H93ZM96 256V258H95ZM106 256V257H105ZM160 256L156 262V264L159 262H161V264H170L171 262H168L170 261L168 259L169 257V253L166 254V252H161L160 253ZM167 256V258H166ZM189 256V257H188ZM192 258H191V257ZM257 256V257H256ZM19 257V258H18ZM25 257V258H24ZM38 257V258H37ZM68 259L69 257L71 258L70 260V263H68L66 260ZM92 257V258H90ZM164 257V258H162ZM11 258H13L12 260H10ZM18 258V259H17ZM32 258V259H31ZM57 258V259H56ZM115 260H114V259ZM129 258V259H128ZM216 260H215V259ZM221 258V259H220ZM259 258V259H258ZM35 259V260H34ZM43 261H41V260ZM50 261H49V260ZM61 259V260H60ZM63 259L66 260V263L65 261H62ZM118 261H117V260ZM133 259V260H132ZM163 259V260H162ZM167 259V260H166ZM193 259V260H192ZM197 261H195V260ZM254 259V260H253ZM263 259V260H262ZM38 260V262H37ZM84 260V261H83ZM95 260V261H94ZM105 260V261H104ZM109 260V261H108ZM166 260V261H165ZM223 260V261H222ZM256 260V262H255ZM258 260V261H257ZM10 261V262H9ZM55 261V262H54ZM89 262H92V263H88ZM94 261V262H93ZM104 261V262H103ZM138 261V260H136ZM135 261V263H136ZM163 261V263H162ZM192 261V262H191ZM215 261V262H214ZM255 263H254V262ZM263 261V263H262ZM2 262V263H1ZM22 262V263H21ZM33 262V263H32ZM140 261H138L137 263L139 264ZM166 262V263H165ZM197 262V263H196ZM222 262V263H220ZM16 263V264H17ZM28 263V264H29ZM57 263V264H59ZM136 263V264H137ZM177 264V262H173L171 264ZM141 264V262H140ZM159 264V263H158Z\"/></svg>",
	"mask_w": 264,
	"mask_h": 264
},
{
	"label": "bare ground",
	"instance_id": "6f19581e",
	"mask_svg": "<svg viewBox=\"0 0 264 264\" xmlns=\"http://www.w3.org/2000/svg\"><path fill=\"white\" fill-rule=\"evenodd\" d=\"M15 0H13V2H14ZM24 1V0H23ZM34 1V0H33ZM55 2L57 1V0H54ZM62 1H65V2H67V3H69L67 6H73L72 4L74 3V1L75 0H62ZM77 1H79L80 2V0H77ZM88 1V0H87ZM86 1V2H87ZM90 1H94V2H100V3H102L106 8H104L106 11H107V13L109 14V15H111L110 16V19H111V21H110V23L112 24V22H113V25L114 24H117L116 26H118V27H116V29L117 30H115V32H116V40H117V37H118V39L121 41V43L129 50V52H132L131 54H133V56L135 57V59L138 61V62H142L143 64H141V65H144V68H145V70H148L149 72L148 73H150L151 72V74H152V72H154V77L156 78V80H159V82L158 83H160V85L162 86V88H163V94H161L162 96H164L165 97V99H166V106H165V109H164V111H159V110H157L156 111V109H154L155 107V105L157 106V104H156V100H157V96L155 97V99H152V101H153V103H151V104H149V103H146L145 105L143 104V106L141 107V108H139V110L137 111V113L134 115V110H133V108H136V106H137V104L139 105V103H137L136 104V106L135 107H133V105L130 107L129 106V104L130 103H128V105L127 106H129V108H132L130 111H132L131 112V116L130 117H127V119H126V117L124 118V116H120V115H118V116H115V117H112V119H109V116L107 115V114H105V115H107V116H100L99 115V117H98V119L100 118L102 121L104 120V121H108L109 122V120H110V122L111 121H113V123H115V124H117V125H120V126H124V125H126L128 122H127V120H130L129 122L132 124V125H134L135 126V124H140L142 121H144L145 120V116H146V114L147 113H149V112H151V111H153L154 112V110H155V117H156V119L157 118H159L161 121H156V122H159L160 124H162L161 122H163V120L165 121V125H166V123H171L172 124V131L171 132H173V137L171 138L172 139V144L173 143H175L176 144V147L174 148V153H172L171 154V157H170V159H168V158H166V156H165V154H163L162 156H164L165 157V159L163 158V157H161L159 154H160V151H161V153H164L161 149H155V148H159L160 146H159V144H158V142H157V146L158 147H156V146H154V139H153V144L151 143V145H153L155 148H149V150H160V151H158V156H156V155H154V151H152V152H150L147 148L148 147H145V144L148 142V140H147V142H143L142 141V139H140V137H134L133 136V134L132 133H130V134H132L131 136H133L134 137V139H132L131 140V136H130V141L132 142V146L134 147L135 146V150L133 149L131 152L129 151V157H130V159H131V161H130V163H132L131 165L133 166V168H131L130 170H134L132 173L131 172H129V171H127V172H129V174L131 173V175L132 176H129V174H127V172H126V174H127V176H129L128 178V180H124V182L126 183H129V185L131 184L132 186H133V189H134V191L136 190L137 191V189H139L138 191H139V193L141 194V196H139L140 197V200L138 199V201H140L141 203V206L138 204H135V202H134V205H137V206H140L141 207V210L140 211H142V212H135L134 210H133V212H135V213H142L139 217H141V218H143L142 220H143V225L145 226H143L144 228H143V233L142 234H138V235H134L133 236V241L132 242H130V243H133V258L134 259H136V260H138V261H140L141 262V264H156V262H157V260H158V258L159 257H161L160 256V253L161 252H166V254H168L169 253V257H168V259L170 260V261H168V262H171L172 263V261L173 262H177V264H180L181 263V261L183 262V260H184V258H185V256L186 255H192V257L193 258H195V259H200V258H203V257H201V255H202V253H204V251H206L207 249L209 250L210 248V250H209V252H211L210 253V256L209 257H215V247H216V245H217V243L215 244L213 241L215 240L214 238L216 237L215 235H216V233H220V231L219 232H217L216 230H218V229H221V233L223 234V237H224V243H220V244H222V246H224L225 247V253L226 254H224L225 255V260H227L230 264H252V262H250V260H249V258L251 257V255H250V257L246 254L247 252H248V250L246 249V246L248 245H246L245 244V241L247 240H245V236H246V232H245V230H246V228H245V225H247V224H245V223H248V221H249V218H248V220H246V214H248V213H246V209L248 208V203L246 202V195H248L249 193H251L250 192V189H252L251 187H246V186H248V185H250L249 183H253L252 182V180L254 179V178H256L253 174H250L249 176H248V174H246L248 177H250V176H254V178H251L252 180H250V182H247L248 181V179L247 178H245V175L244 176H242L241 175V177H243V178H245V185L246 186H244V185H241L242 184V181L241 180H239L238 178L236 179L235 177L238 175H236L234 178L236 179V180H239V181H241V186H238V187H236V184H237V182H239V181H235L232 177H229V176H227V174L224 172V169L225 168H223V165L221 164V162L222 163H224L223 161H222V159L220 160V158H219V156H218V154H217V148L215 149H213L212 147H211V145L210 144H207L206 143V141L204 142L203 140H201L202 138H200V135H199V133L201 134V132H199V131H197V132H199V133H196V132H193L190 128H189V126L187 125L188 123H186V121H185V119L184 118H186V116L184 117L183 116V110L181 111V100H179L180 99V97H179V95H180V93L178 94L177 93V90H175L176 88H179L178 86L179 85H175L174 86V84L168 79V76H166L163 72H161L160 71V67L157 69V67H155L154 65H153V63H152V61H150V59L146 56V54H145V52H144V50L143 49H141V47L139 46V44H140V42H139V44H138V41H137V39H136V36H134L133 35V31H132V29H133V27L132 28H130L129 27V25H128V22L126 23V21L128 20V19H130L129 17L127 18V20H126V18H125V20L123 19V16H127V14H125V15H123V9L121 10V8H124V7H121V6H123V5H121V4H123V1L124 0H90ZM89 1V2H90ZM121 1H122V3H121ZM16 2V1H15ZM18 2V1H17ZM20 2V1H19ZM43 2H45V1H43ZM52 2H53V0H52ZM52 2H51V4H52ZM54 2V3H55ZM58 2V1H57ZM60 2V1H59ZM76 2V1H75ZM85 2V1H84ZM49 3H50V1H49ZM64 3V2H63ZM90 3H92V2H90ZM89 3V4H90ZM99 3V4H100ZM38 4V3H37ZM40 4V3H39ZM44 4H46V3H44ZM50 4V5H51ZM56 4V3H55ZM80 4H82V3H80ZM92 4H94L95 6H96V4H98V3H92ZM98 4V5H99ZM8 5V4H7ZM16 5V4H15ZM28 5V4H27ZM36 5V4H35ZM54 5V4H53ZM75 5V4H74ZM77 5V4H76ZM84 5H86L85 3H84ZM83 5V6H84ZM121 5V6H120ZM127 5V4H126ZM9 6V5H8ZM18 6V5H17ZM20 6V5H19ZM25 6V5H24ZM37 6V5H36ZM44 6H46V5H44ZM48 6V5H47ZM55 6V5H54ZM58 6V9H59V4L57 5ZM79 7H80V5H78ZM27 7V6H26ZM51 7V6H50ZM56 7V6H55ZM74 7V6H73ZM81 7H82V5H81ZM80 7V8H81ZM84 7H86V6H84ZM98 7V6H97ZM97 7H95L96 9V11L98 10V8ZM101 7V6H100ZM99 7V9H101V11L99 10V12H102L103 10H102V8H100ZM20 8V7H19ZM22 8V7H21ZM35 8V7H34ZM33 8V9H34ZM45 8V7H44ZM43 8V9H44ZM47 8V7H46ZM48 8H49V6H48ZM47 8V9H48ZM63 8V7H62ZM65 8V7H64ZM68 8H70V7H68ZM77 8V7H76ZM87 8H89V6L87 7ZM8 9V8H7ZM17 9V8H16ZM23 9H26V8H23ZM40 9H42V8H40ZM51 9H52V7H51ZM54 9H56L57 10V8H53V10ZM79 9V8H78ZM84 9H86V8H84ZM125 9V8H124ZM15 10V9H14ZM19 10V9H18ZM32 10V9H31ZM35 10V9H34ZM55 10V11H56ZM60 10V9H59ZM62 10V9H61ZM68 10V9H67ZM73 11H74V9H72ZM76 10V9H75ZM94 10V9H93ZM104 10V11H105ZM126 10V9H125ZM124 10V11H125ZM37 11V10H36ZM43 11V10H42ZM50 11H52V10H50ZM50 11H48V12H50ZM73 11H71V8H70V10H69V12H70V15L71 14H73L74 12ZM85 11H87V10H85ZM89 11V10H88ZM87 11V12H88ZM90 11H92V8H90ZM89 11V12H90ZM18 12V11H17ZM24 12H25V10H24ZM45 12H47V11H45L44 10V12H42L43 14L45 13ZM56 12H58V11H56ZM69 12L67 13V14H65V16H63V18L61 19V21L63 22V27H64V29H66L67 28V32L65 31V32H63V29H62V26L59 24V23H62V22H59V20L56 22L58 25H60V28H61V30H59L61 33L63 32V33H67L68 35H69V31L74 27H72V25H74V24H71V22L74 20L75 21V19H77V17H79V13H82V10L80 11L79 10V12H78V14H77V17L74 19V17L76 16V15H74V17H73V15H71V17H69L70 15H69ZM77 11H75V13H76ZM19 13H21L20 11H19ZM27 13V12H26ZM41 13V10L39 11V14ZM41 13V14H42ZM52 13H54L53 15L56 17V18H58L57 17V15H55V12L53 11ZM62 13V12H61ZM63 13H65V12H63ZM74 13V14H75ZM93 14H94V12H92ZM104 13V12H103ZM106 13V12H105ZM104 13V14H105ZM106 13V14H107ZM124 13H126V11L124 12ZM14 14V13H13ZM29 14V13H28ZM38 14V15H39ZM42 14V15H43ZM57 14V13H56ZM88 14V13H87ZM86 13H85V15H87ZM95 14H96V12H95ZM102 14V13H101ZM107 14V15H108ZM21 18L23 17V15H25V14H23V11H22V14H18ZM22 15V16H21ZM29 15H31V14H29ZM35 15H37V14H35ZM37 15V16H38ZM52 15V14H51ZM67 15V16H66ZM84 15V16H85ZM90 15V14H89ZM97 15V14H96ZM95 15V16H96ZM103 15V14H102ZM107 15H106V17H107ZM46 16V15H45ZM45 16H43V17H45ZM48 16H49V14L47 15V18H48ZM53 16V17H54ZM59 16V15H58ZM61 16V15H60ZM60 16H59V18H60ZM83 16V15H82ZM82 16H80L81 18H83ZM93 16V15H92ZM92 16H90L89 18L87 17V19H89V21H92ZM99 16V15H98ZM105 16V15H104ZM26 16H24L23 18H25ZM46 18V19H47ZM50 18H51V16H50ZM49 18V19H50ZM80 18V20H82L83 21V19H81ZM96 18V17H95ZM102 18V16L100 17V19ZM16 20H17V17L15 18ZM37 19V18H36ZM53 19H55V18H53ZM52 19V20H53ZM86 19V18H85ZM87 19H86V22H87ZM94 19V18H93ZM98 19V18H97ZM103 19V18H102ZM109 19V20H110ZM25 20V19H24ZM30 20H31V18H30ZM33 20H34V18H33ZM43 20V19H42ZM48 20V19H47ZM99 20V19H98ZM104 20V19H103ZM19 21H21V20H19ZM49 21H51V20H49ZM55 21H56V19H55ZM81 21V22H82ZM97 21V20H96ZM96 21H95V23H96ZM136 21V20H135ZM24 22H26V21H24ZM43 22V21H42ZM59 22V23H58ZM76 22H78L77 20H76ZM80 22V23H81ZM85 22V21H84ZM98 22V21H97ZM101 22H102V20H101ZM132 22V21H131ZM133 22H134V20H133ZM132 22V23H133ZM23 23V22H22ZM27 23V22H26ZM37 23V22H36ZM35 23V24H36ZM39 23V22H38ZM46 23V22H45ZM56 23H55V26H56ZM73 23V22H72ZM75 23V22H74ZM89 25H90V23L89 22H87ZM86 23V24H87ZM103 23V22H102ZM105 23H107V20H106V22ZM109 23V22H108ZM109 23V24H110ZM135 23V22H134ZM42 24V23H41ZM51 24V23H50ZM54 24V23H53ZM110 24V25H111ZM138 24V23H137ZM143 25H144V23H142ZM21 25V24H20ZM39 25V24H38ZM37 25V26H38ZM52 25V24H51ZM88 25V26H89ZM92 25H93V23H92ZM99 25L100 26H104V24L102 25L101 23H100V21H99ZM98 25V26H99ZM106 25H108V24H106ZM105 25V26H106ZM109 25V26H110ZM131 25V24H130ZM139 25H140V22H139ZM143 25H142V27H143ZM24 26V25H23ZM49 26V25H48ZM54 26V25H53ZM76 27L78 26V25H75ZM81 26V25H80ZM87 26V27H88ZM97 26V25H96ZM95 26V27H96ZM97 26V27H98ZM99 26V27H100ZM104 26V27H105ZM115 26V25H114ZM114 26H112V27H114ZM36 27V26H35ZM39 27V26H38ZM37 27V28H38ZM44 27H45V25H44ZM66 27V28H65ZM72 27V28H71ZM86 27V28H87ZM107 27V26H106ZM139 27V26H138ZM46 28V27H45ZM75 28V27H74ZM102 28V27H101ZM101 28L99 29V30H101ZM115 28V27H114ZM114 28H112V29H114ZM146 28V27H145ZM47 29V28H46ZM55 29V28H54ZM59 29V27L57 28V30ZM76 29H78V28H76ZM94 30H95V28H93ZM104 29V28H103ZM108 29H110L109 31H107ZM29 30V29H28ZM40 30H41V28H40ZM84 30H85V28H84ZM94 30H93V32H94ZM97 30H98V28H97ZM144 30V29H143ZM36 31V30H35ZM47 31H48V29H47ZM55 31V30H54ZM76 31H77V33H76ZM83 31V30H82ZM82 31H80V33H82ZM86 31V30H85ZM90 31H92V30H89V33H90ZM137 31V30H136ZM142 31V30H141ZM146 31V30H145ZM32 32V31H31ZM42 32V31H41ZM60 32H59V34L58 35H60ZM79 31L78 30H75V33L76 34H79L78 33ZM97 32V31H96ZM113 31L111 30V28L109 27V28H105L104 29V31L102 32V34L100 33V31H99V33H96V35L97 34H101L102 36H105V38H106V36H108V39L106 38V39H104V37L102 38L101 36H96L95 37V43H97V39L98 40H101V39H99V38H102L103 40H105V41H108V40H110L109 38V36H111L113 33H112ZM55 33H56V31H55ZM55 33L53 34V35H55ZM71 34H70V37H69V39H70V41L75 37V33H73L72 31L70 32ZM72 33H73V38H71L72 37ZM89 33H87L86 32V34H89ZM112 33V34H111ZM145 33V32H144ZM45 34V33H44ZM83 34H85V33H83ZM111 34V35H110ZM62 35V34H61ZM65 34H63V36H64ZM68 35H66L67 37H68ZM146 35V34H145ZM46 36V35H45ZM63 36H59V37H61V38H63ZM66 36L64 37V39H62V41L64 40V42H66V43H68L69 45H70V43L71 42H73L74 43V41L72 40L71 42L69 41V42H67V40L66 39H68V38H66ZM81 36H85V35H81ZM90 36V35H89ZM92 36H94L93 34H92ZM113 36H114V34H113ZM113 36H111V38L113 37ZM48 37V36H47ZM55 37V36H54ZM57 37V36H56ZM57 38V39H60V38ZM142 37V36H141ZM143 37H145V36H143ZM66 38V39H65ZM76 39H79V35H78V37H77V35H76V37H75ZM74 38V39H75ZM81 38V37H80ZM83 38H85V37H83ZM87 38H88V35H87ZM90 39H92V37H89ZM97 38V39H96ZM115 37H113V39H114ZM56 39V38H55ZM54 39V41H56ZM68 39V40H69ZM82 39V38H81ZM81 39H80V41L79 40H76V43H78V41L80 42V43H78L77 45L78 46H80V47H78L81 51L82 50H86V48H87V46H88V48H89V45H87V44H92V45H90V48H93V46L95 45H93V43H90L89 42V40H87V39H85V40H87L89 43H87L86 45H85V43H84V47H83V44H82V47H83V49L81 48ZM43 40V39H42ZM83 40V39H82ZM103 40H101V42H103ZM51 41V40H50ZM58 41V40H57ZM56 41V42H57ZM59 41H61V40H59ZM58 41V42H59ZM90 41H92V40H90ZM114 41V40H113ZM112 40L111 41H108V42H113ZM120 41H118V42H120ZM93 42V41H92ZM101 42H99L98 41V44H100L101 45ZM115 42V41H114ZM144 42V41H143ZM44 43H46V42H44ZM50 43L51 42H49V45H50ZM52 43H54V42H52ZM72 43V45L71 46H74V44ZM104 43V42H103ZM106 43V42H105ZM142 43V42H141ZM47 44V43H46ZM56 44V43H55ZM62 43H60V45H61ZM65 43H63V45H64ZM67 44V45H68ZM97 44V45H98ZM107 45L108 44H110V43H106ZM52 46H53V44H51ZM51 45H50V49H51ZM66 45V44H65ZM65 45H64V47H65ZM120 45V44H119ZM57 46L59 47V43H58V45H56V47H55V45H54V47L56 48V50H58L57 49ZM96 46V45H95ZM103 46H104V44H103ZM103 46L101 45V47L103 48ZM106 46V45H105ZM109 46V45H108ZM110 46H111V44H110ZM61 48H63L62 46H60ZM59 47V48H60ZM117 47H119V46H117ZM116 47V48H117ZM125 47H124V49H125ZM47 48H48V45H47ZM59 49V53H58V55L57 56H59V55H65L66 56V54H65V52L63 51V50H65V49ZM67 48H69L68 46L66 47V49ZM73 48H77V46H75V47H71L70 49H72L71 50V54H70V51H66V53H67V56L68 57H70V55H72L73 57H75L76 55H74V53L73 52H76V50H73ZM87 48V49H88ZM102 48H99L98 49V47L96 48V49H98V51L99 50H101ZM105 48V47H104ZM108 48H110V47H108ZM107 48V49H108ZM112 48V47H111ZM114 48V47H113ZM116 48H114V51H115V49ZM120 48V47H119ZM53 49V48H52ZM51 49V50H52ZM106 49V48H105ZM106 49V50H107ZM54 50V49H53ZM89 50V49H88ZM92 50H94V48L92 49ZM104 49H102V51H103ZM106 50H104L106 53H107V51ZM120 50V49H119ZM123 50V47H122V49L120 50V51H122ZM146 50V49H145ZM152 50V49H151ZM60 51H62V53L60 52ZM97 50H95V51H93V52H96ZM103 51V52H104ZM112 51V50H111ZM117 51V50H116ZM125 51V50H124ZM123 51V52H124ZM127 51V50H126ZM125 51V52H126ZM154 51H156V50H154ZM54 51H52L51 53H53ZM68 52H69V54H68ZM87 52H92V51H87ZM118 52V51H117ZM128 52V51H127ZM128 52V53H129ZM19 53V52H18ZM50 53V54H51ZM54 53H56V52H54ZM54 53H53V55H54ZM61 53V54H60ZM83 53H84V51H83ZM82 53V54H83ZM86 53V52H85ZM99 53V52H98ZM98 53H96L97 54V56H98ZM105 53V54H106ZM110 53V52H109ZM150 53V52H149ZM154 53V52H153ZM160 53V52H159ZM163 53V52H162ZM20 54V53H19ZM18 54V55H19ZM23 53H21V55H22ZM49 54V55H50ZM81 54V55H82ZM89 54V53H88ZM93 54V53H92ZM95 54V53H94ZM95 54V55H96ZM100 54V53H99ZM117 54V53H116ZM119 54L121 55V53L119 52ZM125 54V53H124ZM130 54V53H129ZM52 55V54H51ZM52 55V56H53ZM56 55V54H55ZM86 55V54H85ZM85 55H84V57H85ZM101 55V54H100ZM102 55L104 56V54L102 53ZM101 55V56H102ZM110 55H112V54H110ZM109 55V56H110ZM123 55V54H122ZM126 55H128V54H126ZM150 55H152V54H150ZM22 56H24V55H22ZM21 56V57H22ZM26 57H27V55H25ZM51 56V60H53V57ZM87 56V55H86ZM117 56V55H116ZM116 56H114V57H116ZM119 56V55H118ZM149 56V55H148ZM161 56V55H160ZM20 57V56H19ZM62 57V56H61ZM72 57V61L74 60V58ZM163 57V56H162ZM23 58V57H22ZM54 58H56V59H58V57H56V56H54ZM63 58V57H62ZM62 58L60 59V57H59V62H58V64L60 63V61H61V63L64 61V59H63V61H62ZM88 58H89V56H88ZM90 58H92V57H90ZM94 58V57H93ZM97 58V57H96ZM109 58V57H108ZM117 58V57H116ZM123 58V57H122ZM129 58H131V57H129ZM167 58V57H166ZM25 59H27V58H25ZM24 59V60H25ZM56 59H54V61L56 60ZM68 59V58H67ZM85 59V58H84ZM97 59H99V57L97 58ZM102 59H103V57H102ZM151 59H152V57H151ZM69 60V59H68ZM78 59H76V61H77ZM94 60V59H93ZM111 60V59H110ZM113 60V59H112ZM115 60V59H114ZM117 60V59H116ZM127 60V59H126ZM20 62L21 61H23V60H21V58H20V60H19ZM70 61V60H69ZM75 61V60H74ZM74 61L72 62L73 64H75L74 63ZM75 61V62H76ZM87 61V60H86ZM120 61H121V58H120ZM154 61V60H153ZM162 61V60H161ZM165 61V60H164ZM164 61H162V62H164ZM24 62L25 61H23V64H24ZM51 62V61H50ZM56 62H57V60L55 61V64H56ZM79 62L80 61H78V63L77 64H79ZM96 62V61H95ZM116 62V61H115ZM160 62V61H159ZM54 63V62H53ZM64 63V62H63ZM66 63H70V65H66V69H70V68H72L71 67V62H68L67 60H66V62L64 63V64H62V65H65ZM94 63V62H93ZM103 63V62H102ZM133 63H134V61H133ZM132 63V64H133ZM167 63V62H166ZM14 64V63H13ZM12 64V65H13ZM17 64H20L19 62L18 63H16V65ZM52 64V63H51ZM76 64V65H77ZM99 64V63H98ZM119 64H121V63H119ZM124 64V63H123ZM139 64V63H138ZM160 64V63H159ZM158 64V65H159ZM108 65V64H107ZM107 65H105V66H107ZM126 65V64H125ZM156 65H157V63H156ZM20 66V65H19ZM18 66V67H19ZM24 66V65H23ZM25 66H29V64L28 65H26V63H25ZM52 66V65H51ZM54 66V65H53ZM55 66H57V64L55 65ZM54 66V67H55ZM59 66H60V64H59ZM75 66V65H74ZM89 66V65H88ZM134 66V65H133ZM137 66V65H136ZM159 66H161V65H159ZM22 66H20V68H21ZM27 67H25V69L27 68ZM58 67V66H57ZM56 67V68H57ZM68 67V68H67ZM70 67V68H69ZM118 67H120V66H118ZM129 67V66H128ZM167 67V66H166ZM13 68V67H12ZM20 68H18V69H20ZM24 68V67H23ZM30 67H28V69H29ZM64 69L62 66L59 68V69ZM73 68H75V67H73ZM73 68H72V70H71V73H69L68 72V74H70V76H71V74H72V77L71 78H73V75L75 76V74H76V72H75V70H73ZM111 68H113V66L111 67ZM121 68V67H120ZM134 68V67H133ZM140 68V67H139ZM139 68H138V70H139ZM14 69L16 70V67H14ZM58 69V68H57ZM66 69L64 70L65 72H67L66 71ZM75 69H79L78 68V65H77V68H75ZM123 69V68H122ZM167 69V68H166ZM14 70V71H15ZM23 70V69H22ZM22 70H20V72H24V73H26L25 71H22ZM84 70V69H83ZM112 70V69H111ZM115 70V69H114ZM14 71L12 72L11 71V73H13L14 74ZM17 71V70H16ZM30 71V69L29 70H27V73ZM58 71V70H57ZM72 71H74L75 72V74H73L72 73ZM77 71V70H76ZM79 71V70H78ZM81 71V70H80ZM87 71V70H86ZM133 71H135V70H133ZM142 71V70H141ZM19 72V71H18ZM111 72V71H110ZM147 72V71H146ZM24 73H22L23 74V76L25 75ZM82 73V72H81ZM80 73V74H81ZM86 73V72H85ZM125 73V72H124ZM128 73H130V72H128ZM142 73V72H141ZM166 73H167V71H166ZM20 74V75H19ZM18 75H19V77L20 76H22V74L21 73H19ZM68 74H65V75H67L68 76ZM79 74V75H80ZM112 74V73H111ZM123 74V73H122ZM85 75V74H84ZM120 75V74H119ZM153 75V74H152ZM22 76V77H23ZM28 76V75H27ZM67 76H65V77H67ZM78 76V75H77ZM112 76V75H111ZM116 76H117V74H116ZM143 76V75H142ZM26 77V76H25ZM25 77H23L22 79L24 80V78ZM79 78H81L80 76H78ZM78 77H77V80H75L74 78V80L75 81H79L78 80ZM115 77V76H114ZM122 77V76H121ZM128 78H129V76H127ZM131 77V76H130ZM137 77V76H136ZM144 77V76H143ZM151 77V76H150ZM70 78V79H71ZM83 78V77H82ZM112 78V77H111ZM141 78V77H140ZM149 78V77H148ZM67 79H68V77H67ZM113 79H116V78H113ZM130 79V78H129ZM132 79H134V78H132ZM131 79V80H132ZM173 79V78H172ZM26 80V79H25ZM24 80V81H25ZM82 80V79H81ZM109 80H110V77H109ZM124 80V79H123ZM144 80V79H143ZM142 80V81H143ZM146 80V79H145ZM144 80V81H145ZM153 80V79H152ZM155 80V81H156ZM70 81V80H69ZM71 81H72V79H71ZM74 81V82H75ZM106 81H108V79L106 80ZM117 81V80H116ZM125 82L127 81V80H124ZM129 81V80H128ZM135 81V80H134ZM149 81V80H148ZM155 81H154V83H155ZM26 82H27V80H26ZM63 82H65V80L63 81ZM80 82V81H79ZM114 82H115V80H114ZM140 82V81H139ZM138 82V83H139ZM109 83V82H108ZM116 83V82H115ZM114 83V84H115ZM119 83V82H118ZM120 83H122L121 82V80H120ZM142 83V82H141ZM147 84H148V82H146ZM177 84H180L181 82H179L178 83V81L176 82ZM133 84V83H132ZM131 84V85H132ZM145 84V83H144ZM147 84H145V85H147ZM14 85V84H13ZM12 85V86H13ZM26 85V84H25ZM103 85H105V84H103ZM106 85H107V83H106ZM118 85H120V84H118ZM137 85V84H136ZM211 85V84H210ZM27 86H28V84H27ZM27 86H26V88H27ZM84 86V88L85 89H87L86 87H85V85H83ZM139 86H142L141 84L139 85ZM151 86V85H150ZM185 86V85H184ZM184 86H182V87H184ZM187 86V85H186ZM185 86V87H186ZM13 87H16L17 88V85L15 86H13ZM30 87V86H29ZM28 87V88H29ZM109 86H107V88H108ZM116 86H113L112 88H115ZM119 87V86H118ZM130 87V86H129ZM134 87V86H133ZM148 87V86H147ZM146 87V88H147ZM15 88V89H16ZM89 88V87H88ZM120 88V87H119ZM131 88V87H130ZM143 88V87H142ZM109 89V88H108ZM107 89V90H108ZM122 89V88H121ZM127 89V88H126ZM135 89H136V92H140V91H142L141 90V87H137L136 88V86H135ZM135 89H133L134 91H135ZM149 89H150V87H149ZM158 89V88H157ZM179 89H181V88H179ZM185 89V88H184ZM187 89V88H186ZM91 90V89H90ZM93 90V89H92ZM103 90V89H102ZM110 90V89H109ZM108 90V91H109ZM118 90V89H117ZM117 90H116V92H117ZM128 90H130V89H128ZM143 90H144V88H143ZM147 90H148V88H147ZM151 90V89H150ZM162 90V89H161ZM87 91V90H86ZM112 91V90H111ZM131 91H132V89H131ZM157 91V90H156ZM176 91V92H175ZM183 91V90H182ZM188 91H189V89H188ZM208 91V90H207ZM212 91V90H211ZM214 91H215V89H214ZM4 91H2L1 93H3ZM88 92V91H87ZM120 92H121V90H120ZM147 92V91H146ZM149 92V91H148ZM152 92V91H151ZM185 92V91H184ZM90 93V92H89ZM89 93H88V96H89ZM97 93V92H96ZM100 93V92H99ZM111 93V92H110ZM131 93H133V92H131ZM135 93V92H134ZM133 93V94H134ZM141 93V92H140ZM154 93V92H153ZM206 94H207V92H205ZM210 93V92H209ZM95 94V93H94ZM94 94H92V95H94ZM115 93H113V95H114ZM146 94V93H145ZM155 94H156V92H155ZM122 95H124V94H122ZM126 95V94H125ZM130 95H132V94H130ZM130 95H128V96H130ZM138 95H140V94H138ZM149 95V94H148ZM188 95V94H187ZM208 95V94H207ZM19 96V95H18ZM87 96V95H86ZM95 96V95H94ZM97 96V95H96ZM96 96H95V100H97L96 99ZM117 96H118V94H117ZM120 96H121V94H120ZM143 96V95H142ZM151 96V95H150ZM150 96H148L150 99H151V97ZM183 96V95H182ZM185 96V95H184ZM189 96V95H188ZM3 97V96H2ZM5 97V96H4ZM90 97V96H89ZM93 97V96H92ZM102 97V96H101ZM105 97V96H104ZM160 97V96H159ZM178 97H179V99H178ZM9 98V97H8ZM11 98L12 97H10V100L9 101H11ZM14 98V97H13ZM22 98V97H21ZM24 98V97H23ZM28 98H30V97H28ZM27 98V99H28ZM34 98V97H33ZM83 98H85V97H83ZM114 98V97H113ZM124 98V97H123ZM138 98H139V96H138ZM137 98V100H139ZM144 98V97H143ZM185 98V97H184ZM207 98V97H206ZM218 98V97H217ZM216 98V99H217ZM14 99H16V100H18L16 97L14 98ZM14 99H12V100H14ZM82 99V98H81ZM106 99V98H105ZM121 99H122V96H121ZM120 99V100H121ZM133 99V98H132ZM144 99H146V98H144ZM209 99V98H208ZM3 100H7V99H3ZM83 100H85V99H83ZM89 100H94L93 98L92 99H89ZM143 100V99H142ZM149 100V99H148ZM154 100H155V105L153 106L152 104H154ZM185 100H186V98H185ZM189 100V99H188ZM188 100H186L185 102H187ZM21 101V100H20ZM28 101V100H27ZM39 101V100H38ZM41 101V100H40ZM100 101H102V99L100 100ZM110 101V100H109ZM112 101H115V100H113L112 99ZM129 101H131V99L129 98ZM128 101V102H129ZM133 101V100H132ZM139 101H141V98H140V100ZM151 100H150V102H152ZM182 101H184L183 99H182ZM189 101H191V99L189 100ZM206 101V100H205ZM210 101V100H209ZM217 101V100H216ZM218 101H220L219 99H218ZM217 101V102H218ZM7 102V101H6ZM18 102V101H17ZM32 102V101H31ZM36 102V101H35ZM92 102H95V101H92ZM119 102V101H118ZM121 102V101H120ZM123 102V101H122ZM149 102V101H148ZM160 102V101H159ZM165 102V101H164ZM215 101H213V103H214ZM4 103H5V101H4ZM16 103V102H15ZM14 103V104H15ZM34 103V102H33ZM38 103V107L36 106V112H37V114H38V111H41V110H37V109H39V105H41V104H39V102H37ZM41 103V102H40ZM46 103V102H45ZM79 103V104H78ZM77 104H76V109H77V106L78 105H80V103H83V102H78ZM90 103V102H89ZM97 103V102H96ZM102 103V102H101ZM111 103V102H110ZM113 103V102H112ZM115 103V102H114ZM142 103V102H141ZM140 103V104H141ZM144 103V102H143ZM193 103V102H192ZM9 104H10V102H9ZM20 104V103H19ZM23 104V103H22ZM21 104V105H22ZM35 104L36 103H34V107H35ZM48 104V103H47ZM94 104V103H93ZM119 104H121V103H119ZM132 104V103H131ZM185 104H187V103H185ZM185 104L183 105V106H185ZM212 104V103H211ZM210 104V105H211ZM216 104V103H215ZM218 104V103H217ZM2 105H5V104H3V101H0V108L2 107L3 109H4V107L5 106H2ZM6 105H8V104H6ZM16 105L18 106V103H16ZM16 105H14L16 108H17V106ZM21 105H19V106H21ZM29 105H30V103H29ZM29 105H27V106H29ZM49 105H51V104H49ZM114 105V104H113ZM116 105V104H115ZM124 104H122V106H123ZM134 105H135V103H134ZM191 105V104H190ZM189 105V106H190ZM206 105V104H205ZM209 105V104H208ZM209 105V106H210ZM218 105H221V104H218ZM13 106V107H14ZM25 106H26V104H25ZM51 106H53V105H51ZM50 106V107H51ZM71 107L73 106V105H70ZM81 106L83 107V105H80V108H81ZM84 106H85V103H84ZM87 106V105H86ZM85 106V107H86ZM94 106V105H93ZM95 106H96V104H95ZM95 106H94V108H95ZM127 106H124V107H127ZM144 106H147V107H144ZM163 106V105H162ZM192 106V105H191ZM209 106H208V108H209ZM214 106V105H213ZM217 106V105H216ZM222 106V105H221ZM12 107V106H11ZM10 107V110H12V108ZM30 107V106H29ZM41 107V106H40ZM42 107H45V106H42ZM55 107V106H54ZM70 107V108H71ZM79 107V106H78ZM98 107V106H97ZM100 107V106H99ZM123 107V108H124ZM159 107H160V105H159ZM206 107H207V105H206ZM210 107H212V106H210ZM215 107V106H214ZM223 107H224V103H223ZM8 108V107H7ZM6 108V109H7ZM19 108V107H18ZM22 108H24L23 106H22ZM31 108V107H30ZM47 107H45V109H46ZM66 108V107H65ZM86 108H88V107H86ZM85 108V109H86ZM112 108V107H111ZM115 108V107H114ZM119 108H121V107H119ZM164 108V107H163ZM185 108V107H184ZM183 108V109H184ZM187 108V107H186ZM186 108H185V110H186ZM189 108V107H188ZM201 108V107H200ZM6 109H5V112H6ZM15 109V108H14ZM25 109H26V107H25ZM34 109H32L33 111H34ZM43 109V108H42ZM79 109V108H78ZM78 109H77V111H78ZM92 110H93V108H91ZM99 109V108H98ZM158 109V108H157ZM204 109V108H203ZM215 109V108H214ZM9 110V111H10ZM19 110V109H18ZM17 110V111H18ZM22 110V109H21ZM21 110H19L20 111V113H21ZM24 110V109H23ZM56 110V109H55ZM58 110V109H57ZM60 110H62V109H60ZM81 110H82V108H81ZM84 110V109H83ZM103 110V109H102ZM190 110V109H189ZM194 110V109H193ZM210 110V109H209ZM224 110V109H223ZM0 111L1 112H3L4 113V110L2 111L1 109H0ZM9 111L7 112L8 114H9ZM33 111H31V112H33ZM44 111V110H43ZM48 110H46V112H47ZM49 111H51V110H49ZM87 111V110H86ZM99 111V110H98ZM118 111V110H117ZM122 111V110H121ZM121 111H120V113H121ZM126 111V110H125ZM188 111V110H187ZM187 111H185V113L187 112ZM192 111V110H191ZM190 111V112H191ZM207 111V110H206ZM227 111V110H226ZM14 112V111H13ZM13 112H12V115H14L15 114V116H16V110H15V112H14V114H13ZM23 112V111H22ZM24 112H26L25 114H27L28 113V111H24ZM45 112V111H44ZM43 112V113H44ZM56 111H53V113H55ZM58 112H59V110H58ZM58 112H57V115H58ZM64 112H65V114L67 115V117H66V115H65V117L64 118H68V114L71 112V111H69V110H64ZM113 112V111H112ZM189 112V113H190ZM201 112H202V110H201ZM212 112V111H211ZM210 112V113H211ZM251 112V111H250ZM7 113H6V115H7ZM19 113V112H18ZM18 113H17V115H18ZM63 113V112H62ZM68 113V114H67ZM72 113H73V111H72ZM100 113H101V111H100ZM103 113V112H102ZM104 113H105V110H104ZM114 113V112H113ZM119 113V112H118ZM195 113V112H194ZM199 113H200V111H199ZM208 113V112H207ZM212 113H214V112H212ZM2 114V113H1ZM32 114V113H31ZM31 114L29 115L30 117H31ZM33 114H34V112H33ZM42 114V113H41ZM45 114V113H44ZM61 114V113H60ZM75 114V113H74ZM74 114H72V115H74ZM86 114V113H85ZM89 114H92V113H89ZM96 114V113H95ZM95 114L93 113L92 115H94L95 116ZM125 114V113H124ZM123 113H122V115H124ZM151 114V113H150ZM204 114V113H203ZM250 114V113H249ZM5 115V114H4ZM39 115V114H38ZM50 115V114H49ZM54 115H56V114H54ZM53 115V116H54ZM92 115H89V116H92ZM102 115V114H101ZM147 115H149V114H147ZM191 115V114H190ZM204 115H208V114H204ZM224 115V114H223ZM226 115V114H225ZM2 116H3V114H2ZM2 116H0V117H2ZM14 116V117H15ZM21 117H22V115H20ZM28 116V117H29ZM35 116V115H34ZM37 116V115H36ZM51 116V115H50ZM64 116V115H63ZM71 116V115H70ZM88 116V117H89ZM94 116H92V117H94ZM98 116V115H97ZM96 116V117H97ZM127 116V115H126ZM150 116V115H149ZM153 116V117H154ZM209 116V115H208ZM208 116H206L205 117V119H206V121H207V118H208ZM27 117V116H26ZM28 117H27V119H24V121L25 120H28ZM62 117V116H61ZM202 117H204V116H202ZM8 118H10V116L8 117ZM12 118H13V116H12ZM35 118V117H34ZM34 118H30V119H34ZM49 118V117H48ZM86 118V117H85ZM90 118V117H89ZM89 118L87 119L88 121H89ZM129 118V119H128ZM147 118V117H146ZM190 118V117H189ZM193 118V117H192ZM197 118V117H196ZM216 118V117H215ZM214 118V119H215ZM2 119V118H1ZM1 119H0V121H1ZM5 119V118H4ZM6 119H7V117H6ZM14 119H16V117L15 118H13L12 120H11V123H12V121H13V124H14ZM18 119H20V117H18ZM30 119H29V121H30ZM78 120H79V118H77ZM77 119H76V122H78L77 121ZM90 119H93V118H90ZM96 119V118H95ZM148 119V118H147ZM154 119V118H153ZM200 119V118H199ZM204 119V118H203ZM204 119V120H205ZM208 119H211V118H208ZM226 119V118H225ZM21 120V119H20ZM36 120H37V118H36ZM35 120V122H37ZM49 120H50V118H49ZM51 120H54V118L53 119H51ZM66 120V119H65ZM68 120V119H67ZM212 120V119H211ZM221 120V119H220ZM223 120V119H222ZM221 120V121H222ZM245 120V119H244ZM2 121H5V120H2ZM8 121V120H7ZM18 121V120H17ZM16 121V122H17ZM34 121V120H33ZM58 121V120H57ZM72 121H74V120H72ZM88 121H87V123H88ZM205 121V122H206ZM220 121V122H221ZM247 121H248V119H247ZM246 121V122H247ZM10 122V121H9ZM9 122H7V124L6 125H8L9 124ZM15 122V123H16ZM28 121H25V123H27ZM32 122V121H31ZM31 122H29V123H31ZM63 122H64V120H63ZM70 122V121H69ZM98 122L100 123V121L98 120ZM188 122V121H187ZM193 122V121H192ZM200 122H203V120L202 121H200ZM204 122V123H205ZM208 122V121H207ZM216 122V121H215ZM219 122V123H220ZM244 122V121H243ZM6 123V122H5ZM10 123V124H11ZM18 123H20L19 121H18ZM18 123H16V124H18ZM28 123V125H30ZM39 123V122H38ZM61 123V122H60ZM73 123V122H72ZM82 123V122H81ZM86 123V122H85ZM103 123H105V122H103ZM113 123L111 124L112 126H113ZM133 123H135V124H133ZM143 123V122H142ZM151 123V122H150ZM189 123H190V121H189ZM213 123V122H212ZM251 123H253V122H251ZM1 124H2V122H1ZM21 124H22V122H21ZM37 124V123H36ZM35 123L33 124L34 126L36 125ZM95 124H96V122H95ZM102 124V123H101ZM100 124V125H101ZM145 124V123H144ZM143 124V125H144ZM194 125H195V123H193ZM207 126H208V124L207 123H205ZM254 124V123H253ZM3 125H4V123H3ZM2 125V126H3ZM5 125V126H6ZM15 125V124H14ZM25 125V124H24ZM44 125V124H43ZM73 125V124H72ZM86 125H88V124H86ZM89 125H92V124H89ZM97 125V124H96ZM100 125H99V128H100ZM107 125V124H106ZM105 125V126H106ZM156 125H159V124H156ZM163 125V124H162ZM169 125V124H168ZM199 125V124H198ZM201 125V124H200ZM214 125V124H213ZM251 124H249V126H250ZM4 126V127H5ZM27 126V125H26ZM25 126V127H26ZM74 126H76V124L74 125ZM93 126H95V125H93ZM104 126V125H103ZM167 126V125H166ZM165 126V127H166ZM197 126V125H196ZM209 126H210V124H209ZM209 126L208 127H205L204 126V128H209ZM216 126V125H215ZM259 125H257V127H258ZM10 127H12V124L9 126V128ZM14 127V126H13ZM24 127V126H23ZM30 127V126H29ZM29 127H28V129H29ZM31 127H33L32 125H31ZM37 126H35V128H36ZM38 127H39V125H38ZM62 127V126H61ZM66 127V126H65ZM79 127V126H78ZM96 127V126H95ZM111 127V126H110ZM115 127V126H114ZM127 127V126H126ZM138 127H139V125H137L136 126V128L138 129ZM146 127V126H145ZM157 127H159V126H157ZM192 127V126H191ZM210 127H212V126H210ZM214 127V126H213ZM253 127H254V125H253ZM255 127H256V124H255ZM21 128H22V125H21ZM41 128V127H40ZM51 128V127H50ZM73 127H71V129H72ZM102 128V127H101ZM106 128V127H105ZM108 128V127H107ZM121 128V127H120ZM129 128V127H128ZM140 128V127H139ZM150 128H151V126H150ZM160 128H162V129H164L163 128V126H160ZM168 127H166V129H167ZM170 128H171V126H170ZM170 128H169V130H170ZM220 128V127H219ZM4 129V128H3ZM3 129H1V130H3ZM7 129H8V126H7ZM16 129V128H15ZM18 129V128H17ZM15 130V131H18V130ZM27 129V128H26ZM38 130H39V128H37ZM37 129H35V130H37ZM42 129H43V127H42ZM60 129V128H59ZM70 129V128H69ZM70 129V130H71ZM97 129V128H96ZM114 129V128H113ZM116 129V128H115ZM133 129H135V127L133 128ZM132 129V130H133ZM153 129V128H152ZM158 129V128H157ZM198 129V128H197ZM203 129V128H202ZM249 129V128H248ZM0 130V131H1ZM23 130V129H22ZM22 130H20V133H21V131ZM31 130H32V128H31ZM33 130H34V128H33ZM73 130H74V128H73ZM95 130V129H94ZM143 130V129H142ZM149 130V129H148ZM154 130V129H153ZM161 130V129H160ZM194 130V129H193ZM199 130H201V129H199ZM205 130V129H204ZM206 130H208V129H206ZM211 129H209V131H210ZM213 130V129H212ZM217 130V129H216ZM215 130V132H218V130L216 131ZM3 131H5V129L3 130ZM8 131V130H7ZM10 131V130H9ZM11 131H12V129H11ZM14 131V130H13ZM28 131V130H27ZM27 131H26V134H27ZM29 131H30V129H29ZM64 131V130H63ZM96 131V130H95ZM152 131V130H151ZM155 131V130H154ZM153 131V132H154ZM163 131V130H162ZM202 131V130H201ZM208 131V132H209ZM255 131H256V129H255ZM74 132H76V131H74ZM104 132H105V130H104ZM111 132H112V130H111ZM141 132V131H140ZM150 132V131H149ZM148 132V133H149ZM157 132V131H156ZM158 132H159V130H158ZM170 132V131H169ZM212 132H214V131H212ZM214 132V133H215ZM223 132V131H222ZM1 133V132H0ZM4 133V132H3ZM2 133V135H4ZM14 133V132H13ZM34 133H36V131H34ZM34 133H29V135L30 134H32V135H34ZM50 133V132H49ZM56 133V132H55ZM83 133V132H82ZM110 133V132H109ZM134 133V132H133ZM139 133L138 132V130L135 132V136L137 135V134ZM207 133V132H206ZM209 133H211V131L209 132ZM209 133H207V134H209ZM220 133V132H219ZM11 134V133H10ZM23 134V133H22ZM38 134V133H37ZM46 134V133H45ZM78 134V133H77ZM114 134V133H113ZM141 134H143V133H141ZM151 134V133H150ZM159 134H160V132H159ZM170 134V133H169ZM203 134V133H202ZM237 134V133H236ZM256 134V133H255ZM1 135V134H0ZM5 135H6V133H5ZM16 135V134H15ZM21 135V134H20ZM24 135H25V133H24ZM23 135V136H24ZM28 135V136H29ZM36 135V134H35ZM98 135V134H97ZM119 136H120V134H118ZM124 135V134H123ZM163 135H164V133H163ZM167 135V134H166ZM216 135H217V137H218V133H216ZM216 135L214 134V137H216ZM221 135V134H220ZM7 136V135H6ZM141 136V135H140ZM144 136H147V131H146V133H145V135ZM165 136V135H164ZM169 136V135H168ZM206 136V135H205ZM208 136V135H207ZM211 136V135H210ZM210 136H208L209 138H210ZM226 137H227V135H225ZM3 137V136H2ZM12 137H14L13 135H12ZM17 137V136H16ZM22 137V136H21ZM49 137H51V136H49ZM68 137V136H67ZM75 137V136H74ZM100 137V136H99ZM132 137V138H133ZM150 137H154V136H150L149 135V138ZM158 137H160V136H158ZM162 137V136H161ZM203 137V136H202ZM230 137V136H229ZM10 138V137H9ZM17 138H19L20 139V137L18 136ZM23 138V137H22ZM20 139V140H23V139ZM25 138V137H24ZM35 138V137H34ZM42 138V137H41ZM78 138V137H77ZM145 138V137H144ZM211 138H213V137H211ZM219 138V137H218ZM6 139V138H5ZM13 140H14V138H12ZM27 139H29V137L27 138ZM53 139V138H52ZM94 139V138H93ZM105 139V138H104ZM124 139H125V137H124ZM129 139V138H128ZM127 139V140H128ZM166 140V137L164 138L163 137V140ZM214 139V138H213ZM212 139V142L213 141H215V140H213ZM216 139V138H215ZM220 139V138H219ZM219 139H218V142H217V144L219 143ZM226 139V138H225ZM1 141L0 142H2V138L0 139ZM16 140V139H15ZM18 140V139H17ZM31 140V139H30ZM83 140V139H82ZM117 140V139H116ZM144 140V139H143ZM151 140V139H150ZM149 140V141H150ZM204 140H205V137H204ZM210 140V139H209ZM208 140V142L210 143V141ZM228 140V139H227ZM238 140V139H237ZM67 141V140H66ZM167 141V140H166ZM168 141H170V140H168ZM217 141V140H216ZM220 141L222 142V140L220 139ZM230 141V140H229ZM229 141H228V143H229ZM234 141V140H233ZM245 141V140H244ZM4 142V141H3ZM7 142H9V140H7ZM11 142V141H10ZM15 142V141H14ZM18 142H20V141H18ZM24 142L25 141H23V144H24ZM45 142V141H44ZM110 142V141H109ZM108 142V143H109ZM123 143H124V141H122ZM125 142H126V140H125ZM130 142V143H131ZM133 142H134V144H133ZM223 142H224V139H223ZM220 143V145L221 144H224V143ZM239 142V141H238ZM237 142V143H238ZM246 142V141H245ZM26 143V142H25ZM58 143V142H57ZM97 143V142H96ZM122 143V144H123ZM150 143L147 145L146 144V146H149L150 145ZM169 143V142H168ZM213 143H215V142H213ZM212 143V144H213ZM227 143V142H226ZM225 143V144H226ZM240 143L242 144V142L240 141ZM244 143V142H243ZM250 143V142H249ZM249 143H248V145H249ZM252 143V142H251ZM254 143V142H253ZM1 145H2V143H0ZM6 144H8V143H6ZM13 144H15V143H10L9 145H13ZM22 144V143H21ZM45 144V143H44ZM43 144V145H44ZM49 144V143H48ZM55 144H56V142H55ZM69 144V143H68ZM86 144V143H85ZM125 145H126V143H124ZM161 144V143H160ZM163 144H165V143H163ZM169 144H171V143H169ZM172 144H171V146H172ZM174 144V145H175ZM247 143H244L243 145H246ZM9 145H7V146H9ZM18 145V144H17ZM25 145V144H24ZM36 145V144H35ZM34 145V146H35ZM59 145V144H58ZM58 145H57V148H58ZM64 145V144H63ZM62 145V146H63ZM71 145V144H70ZM106 145H108V144H106ZM115 145V144H114ZM129 145H131V144H129L128 143V146ZM151 145H150V147H151ZM156 145V144H155ZM173 145V146H174ZM215 145V144H214ZM213 145V147H217L218 146V149H219V145H215L214 146ZM228 145V147H229V144H227ZM226 145V146H227ZM243 145H241V147L240 148H242V146ZM248 145H246V146H248ZM26 146H28V145H26ZM45 146V145H44ZM67 146V145H66ZM123 146V145H122ZM127 146V147H128ZM132 146H129L128 147V149L131 147L132 148ZM163 146V145H162ZM170 146V145H169ZM222 146V145H221ZM224 146V145H223ZM231 144H230V149H231ZM14 147V146H13ZM19 147H21L20 145H19ZM65 147V146H64ZM86 147V146H85ZM92 147H93V145H92ZM109 147V146H108ZM124 147H126V146H124ZM144 147V148H143ZM165 147V146H164ZM167 147V146H166ZM165 147V148H166ZM233 147H234V145H233ZM245 147V146H244ZM243 147V148H244ZM248 147H250V149L249 150H251V147L252 146H248ZM3 148V147H2ZM33 148V147H32ZM36 148V147H35ZM38 148V147H37ZM52 148H54V147H52ZM71 148H72V146H71ZM89 148V147H88ZM122 148V147H121ZM120 148V149H121ZM223 148V147H222ZM226 148V150H227V147H225ZM228 148V149H229ZM235 148V147H234ZM254 148V147H253ZM12 149V148H11ZM31 149V148H30ZM42 149V148H41ZM47 149V148H46ZM55 149V148H54ZM94 149V148H93ZM127 149V148H126ZM126 149H123V151L125 152V150ZM171 149H172V147H171ZM237 149H238V147H237ZM247 149V148H246ZM246 149H244V150H246ZM255 149V148H254ZM14 150V149H13ZM50 150V149H49ZM63 150V149H62ZM79 150V149H78ZM103 150V149H102ZM166 150V149H165ZM216 150V151H215ZM223 150H224V148H223ZM225 150V151H226ZM234 150V149H233ZM236 150V149H235ZM243 150V151H244ZM248 150V149H247ZM249 150H248V152H249ZM2 151V150H1ZM0 151V152H1ZM3 151H4V149H3ZM12 151V150H11ZM11 151H10V154H11ZM20 151V150H19ZM23 151V150H22ZM34 151V150H33ZM86 151V150H85ZM100 151V150H99ZM105 151V150H104ZM167 151V150H166ZM229 151H231V150H228L227 152L228 153H230ZM241 151H242V149H241ZM242 151V152H243ZM15 152V151H14ZM44 152H45V150H44ZM55 152H56V150H55ZM65 152V151H64ZM90 152V151H89ZM102 152V151H101ZM120 152H122L121 150H120ZM156 152V151H155ZM226 152V153H227ZM240 152V151H239ZM246 152V151H245ZM244 152V153H245ZM247 152V153H248ZM27 153V152H26ZM76 153V152H75ZM85 153V152H84ZM103 153V152H102ZM220 153L221 154H223V151H220ZM219 153V155H221ZM225 153V152H224ZM227 153V154H228ZM251 153H252V150H251ZM16 154V153H15ZM22 154V153H21ZM44 154V153H43ZM87 154H88V152H87ZM90 154V153H89ZM122 154H123V152H122ZM126 154V153H125ZM124 154V155H125ZM128 154V153H127ZM127 154H126V156H127ZM155 154H157V153H155ZM167 154V153H166ZM232 154H233V152H232ZM231 154V155H232ZM254 154V153H253ZM17 155H18V153H17ZM30 155V154H29ZM49 155V154H48ZM57 155H58V153H57ZM59 155H61V154H59ZM97 154L95 153V155H94V157L96 156ZM120 155V154H119ZM169 155V154H168ZM241 155V154H240ZM240 155H238V156H240ZM250 155V154H249ZM256 155V154H255ZM2 156V155H1ZM9 156H11V155H9ZM8 155H7V157H9ZM40 156V155H39ZM89 156V155H88ZM102 156V155H101ZM105 156V155H104ZM227 156V155H226ZM226 156H224L225 158H226ZM236 154H235V157H238ZM243 156V155H242ZM251 156V158H252V155H250ZM4 157H5V155H4ZM6 157V158H7ZM14 157V156H13ZM46 157H47V155H46ZM90 157H92V155H90ZM90 157H88L89 159H90ZM103 157V156H102ZM124 157L125 156H123V159H124ZM222 157H223V155H222ZM232 157H233V155H232ZM243 157H245L246 158V156H243ZM248 157V156H247ZM1 158V157H0ZM10 158V157H9ZM22 158V157H21ZM54 158V157H53ZM55 158H56V156H55ZM72 158V157H71ZM76 158V157H75ZM88 158H86V159H88ZM97 158V157H96ZM101 158V157H100ZM126 158V157H125ZM254 158V157H253ZM5 159V158H4ZM14 159V158H13ZM68 159H70V158H68ZM104 159V158H103ZM129 159V158H128ZM129 159V160H130ZM224 159V158H223ZM230 159V158H229ZM237 159H239V158H237ZM249 159V158H248ZM10 160V159H9ZM12 160V159H11ZM15 160H16V158H15ZM19 160H20V158H19ZM22 160V159H21ZM28 160H29V158H28ZM27 160V161H28ZM31 160V159H30ZM40 160V159H39ZM75 160V159H74ZM90 160H95L94 158L93 159H90ZM97 160V159H96ZM95 160V161H96ZM126 159H124V161H125ZM231 160V159H230ZM235 160V159H234ZM242 160V158H240V160H238V162H240ZM246 160V159H245ZM1 161V160H0ZM16 161H18V160H16ZM44 161V160H43ZM86 161H89V160H86ZM92 161H90V162H92ZM100 161V160H99ZM98 161V162H99ZM221 161V162H220ZM233 161V160H232ZM231 161V162H232ZM243 161V160H242ZM241 161V162H242ZM253 161V160H252ZM255 161H256V159H255ZM3 162V161H2ZM29 162H31V161H29ZM34 162V161H33ZM47 162V161H46ZM64 162V161H63ZM80 162V161H79ZM97 161L95 162V164H97L98 163ZM118 162H119V160H118ZM125 162H129V161H125ZM228 162V161H227ZM226 162V163H227ZM244 162H246V161H244ZM244 162H243V164H244ZM257 163H258V161H256ZM11 163H12V161H11ZM20 163V162H19ZM45 163V162H44ZM50 163V162H49ZM81 163V162H80ZM80 163H79V165H80ZM83 163V162H82ZM84 163H85V165H86V162L84 161ZM106 163V162H105ZM235 163H237V161L235 162ZM7 164V163H6ZM10 164V163H9ZM26 163H24V165H25ZM28 164V163H27ZM36 164V163H35ZM90 164H92V163H90ZM90 164H88V165H90ZM95 164H94V167H95ZM99 164V163H98ZM97 164V165H98ZM104 164V163H103ZM125 164V163H124ZM127 164V163H126ZM230 164V163H229ZM238 164V163H237ZM240 164H242V163H240ZM240 164L239 165H237L238 167L240 166ZM241 165L242 166V169H241V171L244 173L245 171L243 170V169H246L245 167L243 168V166H245V165ZM247 164H249V166L251 167V165H250V162L249 163H247ZM16 165H17V163H16ZM30 165H32V164H30ZM44 165H46L47 166V163L46 164H44ZM51 165V164H50ZM50 165H49V167H50ZM57 165H58V163H57ZM84 164H81V169H82V167H85V166H83ZM100 165H102V164H100ZM105 165H107V164H105ZM111 165V164H110ZM130 165V164H129ZM130 165V166H131ZM235 165V164H234ZM257 165H259V164H257ZM5 166H7V165H5ZM10 166V165H9ZM34 166V165H33ZM35 166H37V165H35ZM53 166V165H52ZM76 166V165H75ZM90 166H92V165H90ZM90 166L88 167L87 166V168H90ZM126 165H124V167H125ZM130 166H129V168H130ZM226 166V164L224 165V167ZM233 166V165H232ZM231 166V167H232ZM2 167V166H1ZM8 167V166H7ZM30 167V166H29ZM45 167V166H44ZM49 167H48V169H49ZM79 166H77V168H78ZM103 167H106V166H103ZM107 167H108V165H107ZM229 167V166H228ZM3 168V167H2ZM9 168V167H8ZM8 168H6L5 170H1L0 171V177H2V176H4L5 174H8V172H9V170H12V169H8ZM11 168H14V167H11ZM18 168V167H17ZM16 168V169H17ZM24 168H26V167H24ZM32 168V167H31ZM34 168H36V167H34ZM33 168V169H34ZM51 168V167H50ZM54 168V167H53ZM76 168V167H75ZM96 168V167H95ZM95 168H93V166H92V169L94 170ZM247 168H249V167H247ZM21 169H22V167H21ZM29 169V168H28ZM59 169V168H58ZM84 169V168H83ZM100 168L97 166V170H99ZM104 169V168H103ZM108 169V168H107ZM119 169V168H118ZM123 169V168H122ZM122 169H119V170H121V171H119V172H121V174H122V172L125 174V171H122ZM231 169V168H230ZM236 169V168H235ZM240 169V168H239ZM239 169L237 168L236 170H238V172H239ZM252 170H253V166H252V168H251ZM13 170H15V169H13ZM30 170V169H29ZM39 170H41V167H40V169ZM44 170V169H43ZM46 170L47 169H45L44 171L46 172ZM80 170V169H79ZM86 170V169H85ZM84 170V171H85ZM88 170V169H87ZM92 170V171H93ZM96 170V173L97 172H99V171H97ZM105 170V169H104ZM109 170H111V168L109 169ZM228 169L226 168V171H227ZM234 170V169H233ZM248 170V169H247ZM251 170V171H252ZM19 170H17V172H18ZM21 171V170H20ZM23 171H26V169H23ZM54 171V170H53ZM52 171V172H53ZM63 171V170H62ZM92 171H90V173H89V178H93V177H95V175L93 176V177H90V175H93V173H92ZM106 171V170H105ZM113 171H115L116 172V170H112V172ZM118 171V170H117ZM241 171H240V173H241ZM255 171V170H254ZM14 172V171H13ZM39 172V171H38ZM45 172H43V173H45ZM48 172V171H47ZM55 172V171H54ZM56 172H58V171H56ZM64 172V171H63ZM73 172H74V169H73ZM87 172H89V171H87ZM86 172V173H87ZM94 172V171H93ZM109 172V171H108ZM114 172V173H115ZM119 172H117L116 174H118L119 175ZM235 172V171H234ZM31 173H35V171L34 172H32V170H31ZM49 174H50V172H48ZM72 173V172H71ZM77 173V172H76ZM107 173V172H106ZM229 173V172H228ZM237 173V172H236ZM240 173H239V177H240ZM242 173V174H243ZM250 173V172H249ZM10 174V173H9ZM8 174V175H9ZM19 174V173H18ZM26 174V173H25ZM29 174V173H28ZM42 174V173H41ZM56 173H53V175H55ZM59 174V173H58ZM95 174V173H94ZM98 174V173H97ZM96 174V175H97ZM229 174H231V173H229ZM257 174V173H256ZM259 174V173H258ZM21 175H22V173H21ZM34 175V174H33ZM36 175H37V173H36ZM35 175V176H36ZM38 175H39V173H38ZM44 175V174H43ZM76 175V174H75ZM79 175V174H78ZM107 175H108V173H107ZM106 175V176H107ZM109 175H113V174H111V171H110V173H109ZM259 175H261V173L259 174ZM56 176V175H55ZM59 176V175H58ZM61 176H62V173H61ZM65 176V175H64ZM69 176V175H68ZM117 176V175H116ZM124 176H126V175H123V177L122 178H126V177H124ZM258 176V175H257ZM21 177H23V176H21ZM28 177V176H27ZM31 177V176H30ZM34 177V176H33ZM44 177H46V176H44ZM43 177V178H44ZM48 177V176H47ZM51 177H52V175L50 174V179H51ZM54 177V176H53ZM67 177V176H66ZM65 177V178H66ZM73 177V176H72ZM80 177V176H79ZM82 177V176H81ZM102 177V176H101ZM119 177L120 176H118L116 179H119ZM20 178V177H19ZM25 178H26V176H25ZM41 178H42V175H41ZM42 178V179H43ZM60 178V177H59ZM89 178H87V179H89ZM114 178H115V176H114ZM113 178V179H114ZM122 178H120L121 180H122ZM243 178H241V179H243ZM9 179V178H8ZM24 178H22L21 179V181L23 180ZM39 179V176H38V178L37 179H34L32 182H34L35 180H38ZM45 179H47V178H45ZM55 180H56V178H54ZM68 179V178H67ZM102 179V178H101ZM107 178H104V181L106 180ZM127 179V178H126ZM19 180V179H18ZM26 180V179H25ZM83 180H84V178H83ZM89 180H92V179H89ZM107 180H109V179H107ZM244 180V179H243ZM261 180V179H260ZM39 181H40V179H39ZM48 181H50L49 179H48ZM47 181V183H50V185H51V182H48ZM54 181V180H53ZM52 181V182H53ZM64 181V180H63ZM69 181V180H68ZM72 181V180H71ZM81 181V180H80ZM79 181V182H80ZM94 181L96 182L97 181V179L95 180V178H94ZM94 181H93V183H94ZM98 181H99V179H98ZM103 181V180H102ZM117 181V180H116ZM118 181H120V180H118ZM23 182H24V184H23ZM23 182H21L23 185H26L25 183V181H23ZM38 182V181H37ZM42 182V181H41ZM55 182V181H54ZM57 182V181H56ZM59 182V181H58ZM66 182V181H65ZM74 182H75V180H74ZM84 182H85V180H84ZM86 182H87V180H86ZM100 182H101V180H100ZM106 182V181H105ZM105 182H101L102 184H104ZM108 182V181H107ZM254 182H255V179H254ZM257 182V181H256ZM11 183V182H10ZM17 182H15V184H16ZM19 183V182H18ZM76 183H77V181H76ZM76 183H75V185H76ZM99 183V182H98ZM100 183V184H101ZM109 183V182H108ZM116 183H118V188H119V190H122V188L125 190V188L124 187H122V185L124 186V184H123V181H122V185H120L119 186V183H121V182H116ZM248 183V184H247ZM258 183V182H257ZM256 183V184H257ZM260 183V182H259ZM264 183V182H263ZM29 184V183H28ZM39 183H37V184H34V185H38ZM42 184V183H41ZM57 184V183H56ZM64 184V183H63ZM67 184V183H66ZM73 184V183H72ZM94 184H97V183H94ZM100 184H99V187H97V189H99L100 190V188H101V186H100ZM255 184V186L253 185H251L252 187H258L257 185ZM262 184V183H261ZM260 184V185H261ZM1 185V184H0ZM9 185V184H8ZM49 185V184H48ZM48 185H46V186H48ZM50 185H49V187H50ZM60 185V184H59ZM62 185V184H61ZM60 185V186H61ZM74 185V184H73ZM105 186V189L102 187V189L105 191L106 190V185H107V190H108V184H104ZM110 185V184H109ZM115 185V184H114ZM129 185L127 186L128 188H129ZM14 186V185H13ZM12 186V187H13ZM43 186H44V184H43ZM58 186V185H57ZM64 186V185H63ZM77 186H79V184L77 183ZM80 186H81V183H80ZM112 186V185H111ZM242 186H243V188H247V189H243L242 188ZM2 187V186H1ZM9 187V186H8ZM7 187V188H8ZM23 187H25V186H23ZM22 187V188H23ZM28 187H30L31 188V186H29V185H27V187L26 188H28ZM52 187V186H51ZM53 187H55V186H53ZM59 187V186H58ZM70 187V186H69ZM90 187V186H89ZM93 187V186H92ZM94 187H96V186H94ZM116 187H117V184H116ZM122 187V188H121ZM126 187V186H125ZM126 187V188H127ZM241 187V188H240ZM20 189L21 190V192L23 191V189ZM45 188V187H44ZM43 188V189H44ZM60 188V187H59ZM73 188H75V186L73 187ZM80 188V187H79ZM82 188H83V186H82ZM86 188V187H85ZM112 187H110L109 188V190L107 191L106 190V192H109V194H112V193H110V192H113L114 191V189L113 188H115V187H113L112 189H111ZM130 188H131V186H130ZM261 188V187H260ZM263 188V187H262ZM6 189V188H5ZM25 189V188H24ZM41 190V191H44V190ZM47 189V188H46ZM48 189H50V188H48ZM47 189V190H48ZM57 188H55V190H56ZM66 189V188H65ZM77 189H78V187H77ZM88 189H90V190H92V188H88ZM96 189V190H97ZM101 189V190H102ZM132 189V190H133ZM257 189H259V188H257ZM264 189V188H263ZM4 190V189H3ZM39 190H40V187H39ZM51 190H52V188H51ZM54 190V191H55ZM79 190V189H78ZM86 190H87V188H86ZM96 190H94L95 192H96ZM110 190H112V191H110ZM118 190V189H117ZM117 190H115L116 191V193H118V191ZM131 190V191H132ZM141 190V191H140ZM242 190H246V192L248 191L249 193L247 194V193H245V191H242ZM260 190V189H259ZM25 191H27V190H25ZM46 191V190H45ZM44 191V192H45ZM50 191V190H49ZM49 191H46L47 192V195H48V192ZM53 191V190H52ZM60 191H63V189H61ZM65 192H66V190H64ZM70 191V190H69ZM73 191H75V189L73 190ZM83 191H84V188H83ZM93 191V193L95 194V192ZM98 191V190H97ZM104 191H102V194H103V192ZM114 191V192H115ZM133 191V193H135ZM261 191V190H260ZM263 191V190H262ZM7 192H9V190L8 191H6V193ZM45 192V193H46ZM57 192H59L58 191V189H57V191H56V194H57ZM76 192H77V190H76ZM87 192V191H86ZM85 192V193H86ZM99 192H101V191H99ZM105 192V193H106ZM244 192V193H243ZM255 191H253V193H254ZM257 192V191H256ZM259 192V191H258ZM5 192H3V194L0 192V260L1 261H3L4 263H6V261L8 260V258H10V256L11 255H14V253H11L12 252V249L14 248V247H19V246H22V245H20V242H21V237H22V230L20 229V226H19V224H17L16 223V219H14L15 217H16V215H15V217L14 216H11V213H10V211L9 210H4V208H6V206H7V204H8V202L10 201V200H8V202H7V198L9 197H7V195L8 194H6ZM19 193V192H18ZM25 193V192H24ZM32 193V192H31ZM31 193H29V195L31 194ZM37 193V192H36ZM39 193V192H38ZM43 193V192H42ZM51 193V192H50ZM53 193V192H52ZM63 193V192H62ZM88 193H90V191L89 192H87V194ZM93 193H90V194H92L93 195ZM115 193V194H116ZM124 193V192H123ZM126 193V192H125ZM132 193V194H133ZM138 193V194H139ZM260 193H262V192H260ZM11 194V193H10ZM12 194H14V193H12ZM15 194H17V193H15ZM33 194V193H32ZM44 194V193H43ZM55 194V195H56ZM68 194H69V192H68ZM67 193H66V195H68ZM71 194V193H70ZM80 194V193H79ZM100 194V193H99ZM107 194V193H106ZM106 194H103V198H101L100 200H101V202L103 201V199H104V195L106 196V198L108 197V195H106ZM115 194L113 193V195L112 196H114V199L113 200H116L115 199ZM119 195H120V193H118ZM137 194V195H138ZM252 194V193H251ZM23 195V194H22ZM28 195V196H29ZM36 195V194H35ZM35 195L34 196H32V197H35ZM45 195V194H44ZM53 195V194H52ZM59 195V194H58ZM58 195H56L57 197H58ZM61 195V194H60ZM64 195V194H63ZM66 195H65V197H66ZM75 195H78V194H75ZM86 195V194H85ZM89 195V194H88ZM98 195V194H97ZM118 195V198H117V196H116V198L117 199H119V197H121V196H119ZM131 195V194H130ZM134 195V194H133ZM132 195V196H133ZM136 195V194H135ZM134 195V196H135ZM137 195H136V198H137ZM257 195H259V193L257 194ZM256 195V196H257ZM12 196V195H11ZM11 196H10V198H11ZM27 196V195H26ZM41 196V195H40ZM46 196V195H45ZM56 196H55V198H56ZM79 196V195H78ZM98 196H100V195H98ZM133 196V197H134ZM249 197L251 196L250 194L248 195ZM247 196V197H248ZM252 196H253V194H252ZM16 197V196H15ZM18 197V196H17ZM19 197H21V195L19 196ZM23 197H24V195H23ZM37 197H39V196H37ZM37 197H36V199H37ZM61 197V196H60ZM87 197V196H86ZM100 197H102V196H100ZM138 197V198H139ZM9 198V199H10ZM13 198V197H12ZM24 198H26V197H24ZM40 198V197H39ZM42 198H45V197H43L42 196ZM50 198V197H49ZM48 198V199H49ZM67 198H69V196L67 197ZM71 198V197H70ZM78 198V197H77ZM90 198V197H89ZM94 198H97V196H95ZM112 198V197H111ZM111 198H109V199H111ZM135 198V199H136ZM252 198V197H251ZM256 198V197H255ZM17 198H15V200H16ZM23 199V198H22ZM51 199V198H50ZM50 199H49V202H50ZM58 199H59V197H58ZM93 199V198H92ZM134 199V200H135ZM257 199V198H256ZM31 200V199H30ZM39 200V202H40V199H38ZM37 200V201H38ZM42 200V199H41ZM45 200H47V199H45ZM45 200H42V201H44V202H46ZM52 200V199H51ZM53 200H55L54 199V197H53ZM57 200V199H56ZM60 200H61V198H60ZM71 200V199H70ZM81 199H79V201H80ZM94 200V199H93ZM120 200V199H119ZM261 200V199H260ZM18 201H20V203L21 204H19V207H22V204L24 203V202H26V199H25V201L23 202V201H21V200H18ZM34 201V200H33ZM36 201V202H37ZM41 201V202H42ZM48 201V200H47ZM64 201V200H63ZM68 201V200H67ZM66 201V202H67ZM82 201V200H81ZM84 201H89V200H84ZM97 201H98V199H97ZM129 201H131V200H129ZM254 201V200H253ZM35 202V203H36ZM41 202H40V204H41ZM44 202H43V204H44ZM52 202V201H51ZM104 202V201H103ZM105 202H106V199H105ZM108 202V201H107ZM114 202V201H113ZM133 202V201H132ZM10 203H12V202H10ZM28 203H30V202H28ZM31 203H33V202H31ZM35 203H33V205L35 204ZM47 203V202H46ZM45 203V204H46ZM54 203V202H53ZM57 203H59V202H57ZM82 203V202H81ZM90 203H92V202H90ZM97 203V202H96ZM109 203V202H108ZM115 203V202H114ZM131 203V202H130ZM138 203V202H137ZM26 204V203H25ZM68 204L69 203H67V206H68ZM71 204V203H70ZM77 204V203H76ZM100 204V203H99ZM110 204V203H109ZM117 204H118V202H117ZM252 204H253V202H252ZM10 205V204H9ZM15 205V204H14ZM24 205V204H23ZM54 205V204H53ZM57 205H59V204H57ZM57 205H56V207H55V209L57 210L61 205H59V207H57ZM94 205H95V203H94ZM93 205V206H94ZM112 205H113V203H112ZM116 205V204H115ZM119 205V204H118ZM46 206H47V204H46ZM83 206V205H82ZM92 206V207H93ZM114 206V205H113ZM10 207H11V205H10ZM15 207V206H14ZM25 207V206H24ZM30 207H31V205H30ZM32 207H34V206H32ZM35 207H37V206H35ZM41 207H43L42 205L39 207V208H41ZM75 207V206H74ZM81 207V206H80ZM107 207V206H106ZM109 207V206H108ZM251 207V206H250ZM16 208V207H15ZM77 208H78V206H77ZM94 208V207H93ZM99 208H101V209H104V205H102L101 207H99ZM98 208V209H99ZM116 208V207H115ZM119 208V207H118ZM136 208V207H135ZM255 208V207H254ZM259 208V207H258ZM7 209H9L8 207H7ZM11 209L12 210H14L12 207H11ZM34 209V208H33ZM38 209V208H37ZM54 209V208H53ZM63 209V208H62ZM61 209V210H62ZM69 209H71V208H68V211H70ZM85 209V208H84ZM106 209V208H105ZM117 209V208H116ZM185 209L187 210V212H188V214H191V215H193V214H197L198 216H200L199 215V213H202V215L204 216V218H206V219H204V223H203V225L202 226H199V225H197L196 223V226H190V225H192V224H189L186 220H192V221H194L193 219H192V216H190V217H187V213H186V211H185ZM20 210V209H19ZM41 210H43V209H41ZM51 210H52V208H51ZM88 210H90V209H88ZM100 210V209H99ZM98 210V211H99ZM132 210V209H131ZM138 210H139V208H138ZM248 210V209H247ZM21 211V210H20ZM34 211V210H33ZM36 211V210H35ZM47 211H49V210H47ZM54 211L55 210H53V214H54ZM59 211V210H58ZM77 211V210H76ZM95 211V212H94ZM94 213H96V209H94ZM113 211V210H112ZM127 211V210H126ZM126 211L124 212V213H126ZM184 211H185V214H184ZM254 211V210H253ZM13 212V211H12ZM19 212V211H18ZM17 212V213H18ZM26 212V211H25ZM24 212V213H25ZM27 212H29V211H27ZM37 212V211H36ZM70 212H72V210L70 211ZM70 212H69V214H70ZM89 212V211H88ZM87 212V215H89V213ZM123 212V211H122ZM249 212H251L250 210H249ZM15 213V212H14ZM20 213H22V212H20ZM30 213H31V210H30V212L29 213H27V216L29 217V215H30ZM34 215H33V217L35 216V214L36 213H34V212H32ZM39 213L41 214V212H40V210H39ZM45 212H43V214H44ZM57 213V212H56ZM60 213V212H59ZM62 213H64V212H62ZM90 213H92V211H90ZM100 213H102V215L101 216H104L103 214H107L108 212H104L103 213V210H102V212H100ZM111 213V212H110ZM29 214V215H28ZM47 214V213H46ZM45 214V215H46ZM49 214H50V212H49ZM48 214V215H49ZM69 214H67V215H69ZM72 214L73 213H71V215H69V217L70 216H72ZM80 214V213H79ZM114 214H116V213H114ZM132 214V213H131ZM37 215H38V218H37ZM34 218L31 216V218H33V219H30V217L29 218H26V220H25V218H23L22 217V219H24L23 221L24 222H28V219H30V223H31V220L33 221L35 218L37 219H35L36 221L35 222H37V224L36 223H32V224H30V225H34L33 227L34 228H36V226L38 225L39 226V224H40V220H38V219H40V217H39V214H37ZM45 215H43V216H45ZM58 215L59 214H57V216L56 217H53L54 219L55 218H57L58 217ZM64 215V214H63ZM108 215V214H107ZM111 215V214H110ZM130 215V214H129ZM128 215V216H129ZM135 215V217L137 216L136 214H134ZM139 215V214H138ZM7 216V217H6ZM26 216V217H27ZM41 216V215H40ZM47 216V215H46ZM45 216V217H46ZM51 216H54V215H51ZM50 216V218H47V220L48 219H50V220H48L49 221V223L51 224V222H52V224H53V222H55V221H51L52 220V217ZM90 216V215H89ZM95 216H97V214L96 215H92V217H94L95 218ZM127 216V215H126ZM248 216V215H247ZM25 217V216H24ZM42 217V216H41ZM45 217L43 218L42 217V219H41V223H42V221L43 220H46L45 219ZM66 217V216H65ZM65 217H64V219H65ZM80 217V216H79ZM104 217H107L106 215L104 216ZM110 217H112V216H110ZM134 217V216H133ZM134 217V218H135ZM197 217V216H196ZM251 217V216H250ZM20 218H21V216H20ZM60 217H58V219H59ZM67 218V217H66ZM72 219H73V216L71 217ZM71 218H69V219H71ZM100 218V217H99ZM98 218V219H99ZM114 218H116L115 216H114ZM126 218V217H125ZM130 218V217H129ZM132 218V217H131ZM194 218H195V216H194ZM198 218V220L197 221H199V217H197ZM62 219V218H61ZM61 219H59V220H61ZM81 219V218H80ZM87 219H89L88 218V216H87ZM96 219H97V217H96ZM101 219V218H100ZM99 219V220H100ZM107 219H109V218H106V220ZM133 219V218H132ZM137 219H139V218H137ZM136 219V220H137ZM196 219V218H195ZM16 220V221H15ZM20 220V219H19ZM18 220V221H19ZM56 220V219H55ZM66 220V219H65ZM93 220V219H92ZM95 220V219H94ZM103 220H105L104 218H103ZM129 220V219H128ZM201 220V219H200ZM39 221V222H38ZM51 221V222H50ZM68 221V220H67ZM76 221V220H75ZM109 221V220H108ZM127 221V220H126ZM245 221H247V222H245ZM20 222V221H19ZM34 222V221H33ZM44 223H43V225L44 226H47L46 225V223H48V222H45V221H43ZM58 222H60V221H58ZM100 222V221H99ZM98 222V223H99ZM102 222V221H101ZM104 222V221H103ZM111 222V221H110ZM117 222V221H116ZM128 222V221H127ZM195 222H196V220H195ZM203 222V221H202ZM56 225H57V227H59L58 226V224H57V220H56ZM64 223V222H63ZM69 223V222H68ZM79 223V222H78ZM89 224H90V221L88 222ZM106 223V222H105ZM112 223V222H111ZM109 224V223H107V225L109 224V226H111L112 224ZM118 223V222H117ZM130 223V222H129ZM132 223V222H131ZM191 223V222H190ZM199 223V222H198ZM252 223V222H251ZM251 223H248L249 224V226H250V224ZM21 224V223H20ZM23 224V223H22ZM29 224H28V226H27V224L25 225V226H27V228L24 226V229L26 228V229H28L29 228ZM60 224V223H59ZM62 224V223H61ZM93 224V223H92ZM94 224H97V223H94ZM128 224V223H127ZM194 224V225H195ZM202 224V223H201ZM219 224V225H218ZM42 225V226H43ZM56 225H55V227H56ZM70 225V224H69ZM73 225H74V223H73ZM76 225H77V223H76ZM75 225V226H76ZM85 225H86V223H85ZM84 225V227H86ZM102 225H103V223H102ZM132 225V224H131ZM138 225H141V223H139V221H137V222H135V223H133V233L134 232H137L138 231ZM252 225V224H251ZM38 226H37V228H38ZM89 226V225H88ZM97 226V225H96ZM130 226V225H129ZM142 226V225H141ZM218 226H220L219 228H218ZM248 226V225H247ZM254 226V225H253ZM49 227V226H48ZM51 227L53 228L54 226H52L51 225ZM53 228V229H56L57 230V227L56 228ZM63 227H66V225L64 224V226ZM105 227V226H104ZM193 227V228H192ZM41 228V227H40ZM46 228V227H45ZM74 228V227H73ZM76 228V227H75ZM94 228H96L95 227V225H94ZM92 229V230H95V229ZM97 228H99L98 226H97ZM102 228V227H101ZM110 228V227H109ZM127 228V227H126ZM248 228V227H247ZM251 227H249L248 229H250ZM23 229V228H22ZM25 229V230H26ZM43 229V228H42ZM41 229V230H42ZM50 229V228H49ZM53 229H51L52 230V232H53ZM59 229V228H58ZM65 229V228H64ZM69 229V228H68ZM77 229H79V228H77ZM103 229H105V228H103ZM107 229H108V227H107ZM107 229H105L106 231H109V229L107 230ZM116 229V228H115ZM132 229V228H131ZM252 229H254V228H252ZM36 230V229H35ZM38 230V229H37ZM46 230H48V228H46L45 229V231ZM59 230H61V229H59ZM66 230H67V228H66ZM97 230V229H96ZM24 231V230H23ZM27 231V230H26ZM34 231V230H33ZM38 231H40V230H38ZM38 231H36L37 233H38ZM62 231V230H61ZM61 231H59L60 233H61ZM69 231V230H68ZM67 231V232H68ZM73 231V230H72ZM77 231V230H76ZM75 231V232H76ZM89 231V230H88ZM121 231V230H120ZM140 231V230H139ZM216 231V232H215ZM49 232H51V231H49ZM52 232H51V234H52ZM55 232H57V231H55ZM59 232H57L58 234H59ZM65 232V231H64ZM63 232V233H64ZM66 232V233H67ZM87 232V231H86ZM97 232V231H96ZM103 232H105L104 230H103ZM102 232V233H103ZM122 232V231H121ZM124 232V231H123ZM125 232H126V230H125ZM247 232L249 233L250 231H248L247 230ZM30 233V232H29ZM31 233H32V231H31ZM39 233H41V232H39ZM38 233V234H39ZM43 233V232H42ZM69 233H71V232H69ZM85 233V232H84ZM95 233V232H94ZM102 233H100L99 234V236H97L98 238H100V236H101V238H102ZM108 233V232H107ZM115 233H117L116 231H115ZM138 233V232H137ZM27 234H28V231H27ZM33 234H34V232H33ZM48 235H49V233H47ZM50 234V235H51ZM65 234V233H64ZM109 234H110V232H109ZM112 234H114V233H112ZM126 234V233H125ZM128 234V233H127ZM131 234V233H130ZM35 235H37L36 233H35ZM43 235H45V233H43ZM43 235H42V238H45V237H43ZM53 235V234H52ZM61 235V234H60ZM66 235V234H65ZM83 235V234H82ZM98 235V234H97ZM103 235H105L104 233H103ZM115 235V234H114ZM162 235H164L165 236V239H166V235L168 236V240H169V242H168V245H170L169 247H168V245H167V247H164V244H162V246L164 247V249H160V240H161V238L162 237H164V236H162ZM41 236V235H40ZM40 236H39V238H40ZM47 236V235H46ZM63 236V235H62ZM67 236L68 237H71V236H69L68 234H67ZM78 236V235H77ZM124 236V235H123ZM26 237V236H25ZM29 238H30V234H29V236H28ZM33 237H34V235H33ZM84 237H85V235H84ZM111 237V236H110ZM114 237V236H113ZM119 237H121V236H119ZM118 237V238H119ZM27 238V237H26ZM32 238V237H31ZM60 238V237H59ZM65 238V237H64ZM94 238H96V236L94 237ZM93 238V239H94ZM100 238V239H101ZM248 238V237H247ZM23 239V238H22ZM46 239H47V237H46ZM68 239H70V238H67L66 240L68 241ZM97 239V238H96ZM100 239H97V240H100ZM102 239H104V238H102ZM214 239V240H213ZM218 239V238H217ZM223 239V238H222ZM26 240V239H25ZM30 240V239H29ZM84 240V239H83ZM89 240H92V239H89ZM97 240H95V241H97ZM105 240V239H104ZM122 240V239H121ZM126 240H127V238H126ZM162 240L165 242V240L162 238ZM210 240H212V241H210ZM23 241V240H22ZM38 241V240H37ZM44 241V240H43ZM49 241V240H48ZM47 240H46V242H48ZM52 241H53V239H52ZM75 241V240H74ZM73 241V242H74ZM109 241V240H108ZM111 241V240H110ZM125 241V240H124ZM163 241H161V242H163ZM216 241V240H215ZM259 241V240H258ZM24 242V241H23ZM34 242H35V240H34ZM45 242V241H44ZM44 242H42V243H44ZM56 242V241H55ZM64 242V241H63ZM69 242V241H68ZM80 242V241H79ZM88 242V241H87ZM90 242V241H89ZM116 242V241H115ZM127 242H128V240H127ZM216 242H219V240L218 241H216ZM247 242H248V240H247ZM30 242L28 241V244H29ZM49 243V242H48ZM78 243V242H77ZM77 243L75 244L76 245V247H77ZM80 243H83V242H80ZM170 243V244H169ZM47 244V243H46ZM46 244H45V246H46ZM108 244V243H107ZM113 244V243H112ZM124 244V243H123ZM125 244H126V242H125ZM224 244V245H223ZM31 245H32V241H31ZM42 245V244H41ZM48 245H50V244H48ZM53 245V244H52ZM67 245V244H66ZM65 245V246H66ZM102 245V244H101ZM111 245V244H110ZM118 245V244H117ZM116 245V246H117ZM132 245V244H131ZM165 245V246H166ZM24 246V245H23ZM98 246V245H97ZM106 246V245H105ZM113 246V245H112ZM127 246H128V244H127ZM161 246V247H162ZM219 245H217V247H218ZM222 246H220V247H222ZM28 247V246H27ZM48 247V246H47ZM47 247H45L44 249V251L46 252V248ZM53 247V246H52ZM57 247V246H56ZM60 247H62V246H60ZM69 247V246H68ZM72 247V246H71ZM79 247V246H78ZM85 247V246H84ZM100 247V246H99ZM102 247V246H101ZM219 247V248H220ZM223 247V248H224ZM247 247H249V246H247ZM251 247V246H250ZM257 247V246H256ZM260 247V246H259ZM31 248V247H30ZM39 248H40V246H39ZM109 248H111V247H109ZM130 248V247H129ZM19 249V248H18ZM48 249V248H47ZM51 249V248H50ZM53 249V248H52ZM58 249H59V247H58ZM61 249V248H60ZM65 249V248H64ZM79 249V248H78ZM84 249V248H83ZM94 249V248H93ZM96 249V248H95ZM114 248H112V250H113ZM222 249V248H221ZM261 249V248H260ZM14 250H17V249H13V251ZM19 250H21V249H19ZM34 250V249H33ZM42 250H43V247H42ZM56 250H57V248H56ZM61 250H63V249H61ZM60 250V251H61ZM66 250V249H65ZM74 250V249H73ZM77 250V248H75V250L74 251H76ZM168 250H169V252H168ZM247 250V251H246ZM252 250V249H251ZM264 250V249H263ZM52 251V250H51ZM69 251V250H68ZM73 251V252H74ZM79 251H80V249H79ZM89 251V250H88ZM114 251V250H113ZM17 252H20V251H17ZM17 252L15 253L16 255H17ZM25 252H29V250L28 251H25ZM32 252V251H31ZM35 252H36V250H35ZM44 252V253H45ZM48 252V251H47ZM50 252V251H49ZM105 252V251H104ZM107 252V251H106ZM118 252V251H117ZM224 252V251H223ZM249 252H250V250H249ZM30 253V252H29ZM69 254H70V256L72 255V252H68ZM97 253V252H96ZM99 253H101V252H99ZM108 254H109V252H107ZM128 253V252H127ZM11 254V255H10ZM26 254H28V253H26ZM34 255H35V253H33ZM38 254V253H37ZM41 254V253H40ZM48 254V253H47ZM51 254V253H50ZM75 254V253H74ZM76 254H77V252H76ZM83 254L85 255L86 253H82V256H81V254H79L80 255V257H83L84 258V256H83ZM93 254V253H92ZM108 254H106L107 256H109ZM119 254V253H118ZM130 254V253H129ZM164 254V253H163ZM205 254V253H204ZM207 254V253H206ZM211 254H213L214 256H211ZM255 254H256V252H255ZM15 255V256H16ZM22 255H24V254H22ZM43 255H45V254H43ZM56 255V254H55ZM87 255V254H86ZM162 255V254H161ZM260 256H261V254H259ZM19 256V255H18ZM25 256H27V255H25ZM28 256H29V254H28ZM65 256V255H64ZM74 257H75V255H73ZM73 256H72V260H73ZM77 257H75V259L76 260H80V259H82V258H80V257H78V255H76ZM98 256H99V254H98ZM114 256V255H113ZM163 256V255H162ZM165 256V255H164ZM219 255H217V257H218ZM258 256V255H257ZM256 256V257H257ZM12 257H14V256H12ZM20 257V256H19ZM18 257V258H19ZM34 256L32 255V258H33ZM45 257V256H44ZM51 257V256H50ZM63 257V256H62ZM66 257V256H65ZM64 257V258H65ZM68 257V256H67ZM66 257V258H67ZM94 257V256H93ZM106 257V256H105ZM189 257V256H188ZM191 257V256H190ZM191 257V258H192ZM17 258V259H18ZM21 258H22V256H21ZM25 258V257H24ZM31 258V259H32ZM38 258V257H37ZM65 258V259H66ZM80 258V259H79ZM90 258H92V257H90ZM95 258H96V256H95ZM162 258H164V257H162ZM166 258H167V256H166ZM212 258H209V261H210V259H212ZM216 258V257H215ZM214 258V259H215ZM262 258H264V257H262ZM13 258H11L10 260H12ZM16 258L14 257V261H17V260H15ZM57 259V258H56ZM63 259L62 261H65V263H66V260H68L67 262L68 263H70V260H71V258L69 257L68 259ZM70 259V260H69ZM87 259H88V255H87ZM114 259V258H113ZM129 259V258H128ZM160 259V258H159ZM186 259V258H185ZM194 259V260H195ZM221 259V258H220ZM259 259V258H258ZM12 260V261H13ZM35 260V259H34ZM39 260H41V259H39ZM49 260V259H48ZM61 260V259H60ZM72 260H71V262H72ZM115 260V259H114ZM117 260V259H116ZM133 260V259H132ZM135 260V261H136ZM163 260V259H162ZM167 260V259H166ZM165 260V261H166ZM193 260V259H192ZM216 260V259H215ZM254 260V259H253ZM263 260V259H262ZM41 261H43V260H41ZM50 261V260H49ZM84 261V260H83ZM95 261V260H94ZM93 261V262H94ZM105 261V260H104ZM103 261V262H104ZM109 261V260H108ZM118 261V260H117ZM135 261L133 260V264H136L138 261H136V263H135ZM160 261V260H159ZM158 261V263L159 264H161V262H159ZM195 261H197V260H195ZM203 262H204V260H202ZM207 262V263H210V262ZM223 261V260H222ZM258 261V260H257ZM10 262V261H9ZM26 262H27V259H26V261H24V263L23 264H26ZM37 262H38V260H37ZM55 262V261H54ZM77 262H79V261H77ZM77 262H75V260H74V264L75 263H77ZM140 262H139V264H140ZM184 262H185V260H184ZM183 262V263H184ZM192 262V261H191ZM202 262V263H203ZM205 262V264H207ZM215 262V261H214ZM254 262V261H253ZM255 262H256V260H255ZM254 262V263H255ZM2 263V262H1ZM17 263V262H16ZM15 263V264H16ZM18 263H20V262H18ZM17 263V264H18ZM22 263V262H21ZM29 263V262H28ZM27 263V264H28ZM33 263V262H32ZM57 263H59V262H56V264ZM62 262H60L59 264H61ZM88 263H92V262H89L88 261ZM157 263V264H158ZM162 263H163V261H162ZM166 263V262H165ZM170 263V264H171ZM197 263V262H196ZM202 263H199V264H202ZM212 263H213V261H212ZM211 263V264H212ZM219 263V262H218ZM217 263V261L215 262V264H218ZM220 263H222V262H220ZM262 263H263V261H262ZM30 264V263H29ZM37 264V263H36ZM54 264V263H53ZM63 264H64V262H63ZM67 264V263H66ZM71 264H73V263H71ZM79 264V263H78ZM94 264V263H93ZM109 264V263H108ZM113 264H114V261H113ZM138 264V263H137ZM166 264H168V263H166ZM174 264V263H173ZM224 264H227V263H224ZM256 264V263H255Z\"/></svg>",
	"mask_w": 264,
	"mask_h": 264
}]
</instances>
